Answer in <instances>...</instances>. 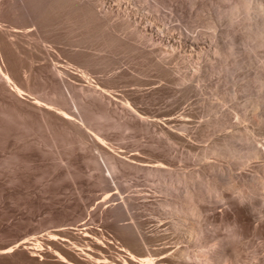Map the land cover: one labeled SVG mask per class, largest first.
<instances>
[{"label": "rangeland", "instance_id": "rangeland-1", "mask_svg": "<svg viewBox=\"0 0 264 264\" xmlns=\"http://www.w3.org/2000/svg\"><path fill=\"white\" fill-rule=\"evenodd\" d=\"M119 1V0H112V3H113V5H115L116 6V4H117V2ZM126 1V2H125ZM135 1V2H134ZM154 1V2H153ZM157 1V2H156ZM162 1V2H161ZM167 1H169V3L167 2ZM123 0V2H125V3H127V4H125V6H129L130 8L128 9V11L130 10L131 11V15L132 16H136V17H139V18H141L142 17V20H144L145 22H149L150 21V23H152V24H154V26L156 27V25H157V27H158V29H160L161 31H163L164 33H163V35H165V36H168V35H171V33L172 34H174V35H176L177 37H184L185 39H188L189 38V40H190V36H191V39H192V41H196L197 42V40H199V42H201V41H203V42H201V43H204V41H205V43H207L206 45H203V46H206V50L205 51H207V52H205V53H207V55L209 54V55H212V56H214V57H212V56H210L211 58H212V60H211V62H206V64H205V61H206V57L204 58V56H205V54H204V56H203V53L202 52H200L199 53V51L198 50H196V53L197 54H195V50H192L191 52H190V48H186V47H184V46H182V47H178L177 49L178 50H176V53L178 54V56H179V58H178V56H175L176 55V53H174V54H171L172 52H170V55H171V57H169V56H167L168 58L167 59H165V60H163L165 63H167V65L165 64V66H164V64H163V66L167 69V71L169 70V69H171L172 70V68H173V70L171 71L172 72V74H171V72H167V74H166V69L165 68H161V67H158L156 64V66L154 65V63L155 62H157V60L158 61H160V62H162V58H160V56H161V54H160V50H166V48H168L169 50H171L170 49V47H168V46H166V45H162L159 41H155V42H149L148 40V42H146V39L145 38H143L142 36H140L139 34V36L140 37H142V39L143 40H145V41H143L141 38H139V36L137 35V34H135V27L134 26H131V27H129V26H126L125 25V27H124V24H125V22H124V24L122 25L121 24V22L120 23H118L119 21H121V20H119V19H117V18H115L112 22H114V23H117L119 26H120V24L124 27H119L117 24V28L119 27V29L121 30V31H119V29H116L115 27H116V25L115 24H113L112 22H111V24H112V26L114 27V29H113V27H112V29L111 30H117V32L119 31V33H115L116 32V30L115 31H113L112 32V35H111V33H110V31L109 32H107L106 30H105V32H103L102 33V31H104V30H102V29H99L98 27V30H96L97 28H95V30L93 29L92 31H94V32H96L97 34H95V35H93V33L94 32H92V34L91 35H93V36H97L96 38H95V40L98 38V37H100L99 38V40L101 39V40H103V44L104 45H102V43L97 39L96 41L94 40V37H92V40H94V41H92L91 39H88V42H86V41H84L83 40V42H82V40H80V39H84V38H80L81 36H79L78 34V39L80 40V42H82V44L80 43H78L79 42V40L78 39H76L78 42H76V40L75 39H73V37L75 38V36L77 37V35L75 34V32L73 33V32H71V30H68L69 32H70V34H72V35H74L75 34V36H72V35H69V36H67L69 33L68 32H66L64 35V37H66L67 39H69V38H71V39H69V41L66 39V41H64V40H62V43L61 44H57V45H53V47L54 48H51L52 46V44L51 43H49V44H47L50 48H51V50L53 49H56V50H52L53 52H54V54L55 55H57V56H60L59 58H60V61H62L63 59L65 60V61H63L64 63H62L61 62V64H63V65H67V66H70L71 68H78V70H83V71H89L90 72V70L92 69L91 67L92 66H94V64H92V62L90 63V65H91V67H90V65H89V67L87 66V64H89L88 63V61L87 60H89V59H91V58H97L96 60H98V58H99V60L100 59H103V56H104V65H103V61H102V63L101 64H99L100 66H96L95 65V67H93V72H92V70H91V73H90V75H91V77H92V80H96L97 78H101V76L103 77V79L105 80V81H107V80H109L110 79V81H111V84H110V81H108L107 82V84H108V86H110V91L112 92V95H111V97H113V98H115V97H118V96H120V94L121 93H123V95H124V93L127 91V93H129V96H130V93H131V99H133V100H135L137 97V99H139V101L137 100V103L139 104V106L138 107H140L141 109L140 110H144V113L146 112V113H150L149 115L147 114V116H150V117H152V115H153V113L154 112H156L157 111V114L158 113H160V114H162V115H159V116H163V119H161V121L163 122L164 121V119H165V117H164V115H167V114H165L166 112L169 114L170 112H173V114L176 116V117H178V118H180L181 117V114H182V118H184V117H186V120L188 119V120H190L189 121V123L188 124H190V125H187L188 126V131H189V133L188 132H183V131H181V130H178L179 131V133L181 132V134H186L185 136H187V139H188V137H189V139L191 140H187V141H190V143H192L193 144V142H194V144L192 145V147L193 146H195L196 147V149H195V147H193V148H190V146H189V148H188V146H187V144H189V142H187V141H183V142H177L176 144H174V148H175V150H174V148H173V146H171L172 148H173V150H172V148L171 147H169L168 145V143H162L163 144V146H165V147H162L161 146V149H159V148H157V146L159 147L160 145H162V144H160L162 141H160L159 142V140H156V139H154L153 137H152V135L153 134H149V133H145V131H141L142 132V134H144V135H142L141 134V132H139V130H138V132L140 133V134H138L137 135V130H130V132L128 131H124L125 129H122V130H119V129H121L122 127H117V128H113L112 127V129H110L111 128V126L113 125V124H111V123H113V122H108V125L110 124L111 126H110V128H109V131L112 133H116L115 135H113V133L111 134V133H109V131L108 130H106L107 132H106V136L108 137L107 138V142L109 143V145L111 144V147H112V149L113 150H115L114 152H122L123 153V150L125 151L124 153H126V152H128L129 151V153H126V154H124V156L125 157H127V156H129V154L130 153H133V152H137V153H140L141 155H143L142 157L143 158H149V160H152V159H154V158H156L157 159V157H159V159H161V160H166V161H168L169 162V160H171V159H173V160H171L170 162L172 163V165H170V167L171 166H173V168H171L173 171L175 170V169H178V170H176L177 172H181L182 170L185 172V173H191V170L192 169H190V168H193V171L194 172H201L202 173V171H203V174H206V172H207V174H208V176L207 175H205V176H207V177H209V174H211V172H213L212 170H210V168H208V164H210L209 162H213V163H215L214 165H217L218 166V164L219 163H221V160L220 159H222V163L221 164H223V165H221V164H219L220 165V167L221 166H223L224 168L225 167H227V165L229 166V167H227V168H225V170L227 169V171H226V175H223V178H225L224 176H228L229 177V174H232L233 173V175H238V172L239 173H241L242 175L243 174H245L244 176L246 177L248 174V176L247 177H250V175L252 176V175H254L256 172H260L261 170H260V168H259V166H260V164L261 165H264V157H262L261 158V160L259 159H257V160H255V159H253L251 162L253 163H249L246 167L244 166H242V167H240L239 168V166L241 165V163L239 162L240 160L239 159H237L238 161H236V159L235 158H231V159H228V158H230V157H228V158H226V160H225V158H222V157H210V160H200V153L202 152V151H204L206 148H208L210 145H213L216 141H218V139H220L221 137H223L224 136V134L225 133H227L228 131H232V132H229V133H235L236 132V130H235V128L237 129V127L240 125V128H241V130H245V128H246V130H248V131H250V133L255 137V139L256 140H258V141H256L257 142V145L259 144V146H263L264 145V131H262L261 132V130H264V122L262 123V124H260V126H257L258 125V123H255V121L253 120L254 119V116L255 115H257V116H262V115H264V78L261 80V78L262 77H264V75L262 74V73H264V49L262 48V47H260L261 45H258L257 44V42H256V44L258 45H255V42L253 41V39H252V41L254 42V44H252V41H251V38H247V37H249V36H244L245 35V33H247V35H249V33L248 32H250V30H249V28H248V26H247V28H246V24L248 25V23L249 22H247V20H248V18H247V16H250L251 15V17L250 18H254L255 16L253 15V14H250L249 15V13H246V12H244V10H243V12L245 13H243L244 15H246V17H244V18H246L244 21L245 22H243V16L244 15H242V13L240 14V12H238L239 13V15L238 14H235L234 16H236V15H238V16H236L235 17V19H234V17H232L231 18V22H232V24L233 25H231V22H230V20H229V15H231V13H229L230 11H232V10H229V9H232V7H231V3L233 2L234 3V1L235 0H202V1H204V2H202L201 0H176V1H171V0ZM194 1H195V3H194ZM196 1H197V3L200 1V3L201 4H198V5H195V4H197L196 3ZM205 1H206V3H205ZM137 2H138V4H137ZM140 2V3H139ZM142 2H143V4H142ZM156 2V3H155ZM171 2V3H170ZM174 2V3H173ZM178 2H180V3H178ZM190 2V3H189ZM211 2H212V4H211ZM217 2V3H216ZM220 2H222V3H220ZM153 4V5H151V4ZM162 3V4H161ZM192 3V4H191ZM194 3V4H193ZM202 3L205 5V7H204V5H202ZM208 3V4H207ZM210 3V4H209ZM226 3V4H225ZM139 4H141V5H139ZM144 4H146V5H144ZM149 4V5H148ZM173 4V5H172ZM179 4V5H178ZM180 4H184V5H182V6H180ZM214 4V5H213ZM215 4H216V7H215ZM218 4V5H217ZM228 4V5H227ZM131 5H133V6H131ZM151 5V6H150ZM178 5V6H177ZM202 7H201V6ZM220 5H222V8H221V6ZM263 5H264V0H263ZM124 6V7H125ZM177 6V7H176ZM207 6H209V7H207ZM213 6V7H212ZM223 6H224V8H223ZM227 6V7H226ZM229 6L231 7V8H229ZM162 7V8H161ZM164 7H167V8H164ZM169 7V8H168ZM171 7H173L172 9H171ZM180 7V8H179ZM185 7V9H183ZM218 7L220 8V9H218ZM133 8V9H132ZM151 10H150V9ZM152 8H155V9H152ZM186 8H188L187 10H186ZM194 10H193V9ZM217 8V9H216ZM227 8V9H226ZM174 9H175V11H174ZM190 9H191V11H190ZM204 11H203V10ZM210 9V10H209ZM212 9V10H211ZM222 9V10H221ZM123 10H124V8H123ZM132 10H133V12H132ZM179 10V11H178ZM189 10V11H188ZM209 10V11H208ZM220 10V11H219ZM226 10V11H225ZM135 11V12H134ZM151 11V12H150ZM153 11V12H152ZM159 11H160V13H159ZM183 11V12H182ZM203 13H202V12ZM206 11V12H205ZM212 11V12H211ZM225 11V12H224ZM140 14H139V13ZM158 13V14H156V13ZM179 12V13H178ZM181 12V13H180ZM189 12V13H188ZM211 12V13H210ZM228 12V13H227ZM134 13V14H133ZM150 13V14H149ZM183 13V16L182 15H180V14H182ZM185 13V14H184ZM194 13V14H193ZM205 13V14H204ZM208 13V14H207ZM219 13V14H218ZM221 13V14H220ZM223 13V14H222ZM225 13H227V14H225ZM140 16H139V15ZM149 14V15H148ZM154 14H156V15H154ZM173 14H175L174 16H176V17H174L173 16ZM212 16H211V15ZM217 14H218V16H217ZM229 14V15H228ZM248 14V15H247ZM142 15V16H141ZM162 17H161V16ZM164 15V16H163ZM167 15V16H166ZM171 15V16H170ZM179 15V16H178ZM189 15H191V16H189ZM196 15V16H195ZM206 15V16H205ZM225 15H227V16H225ZM145 16V17H144ZM150 16V17H149ZM157 16H159V17H157ZM177 16H178V18H177ZM195 16V17H194ZM199 16V17H198ZM201 16V17H200ZM233 16V15H232ZM157 19H156V18ZM160 17H161V19H160ZM186 17V18H185ZM204 17H206V18H204ZM209 17V18H208ZM221 17V18H220ZM226 17V19H224V18ZM228 17V18H227ZM256 17H258V16H256ZM163 18H164V20H163ZM170 18H172V19H170ZM202 18V19H201ZM204 18V19H203ZM220 18V19H219ZM223 18V19H222ZM150 19V20H149ZM174 19V20H173ZM196 19V20H195ZM209 19V20H208ZM233 19V20H232ZM242 19V20H241ZM257 19V18H256ZM167 20V21H166ZM186 20H189L188 22H186L185 23V21ZM193 20H194V22L196 23H194L193 22ZM199 20V21H198ZM207 20V21H206ZM224 20V21H223ZM235 20V21H234ZM258 20H259V18H258ZM118 21V22H117ZM143 21V22H144ZM158 21V22H157ZM162 21V22H161ZM202 21V22H201ZM205 21V22H204ZM220 21V22H219ZM227 21V22H226ZM234 21V22H233ZM161 22V23H160ZM199 22H201L202 23V25L201 26H199L201 23H199ZM207 22V23H206ZM213 22V23H212ZM217 24H216V23ZM229 22V23H228ZM237 22V23H236ZM239 22V23H238ZM259 22H260V20H259ZM159 23V24H158ZM166 23H167V25H166ZM170 23L172 24V26L174 27H172L171 25H170ZM174 23V24H173ZM188 23V24H187ZM210 23H212V24H210ZM214 23H215V25H214ZM226 23V24H225ZM228 23V24H227ZM244 23H246L245 24V27L243 28V26H244ZM162 24V25H161ZM181 24V25H180ZM183 24V25H182ZM185 24V25H184ZM189 24H190V26L192 25V27L190 28L189 27ZM196 25V27H195V25ZM198 24V25H197ZM218 24H219V26H218ZM227 25V26H225V25ZM236 24H237V27H236ZM212 25H214V26H216V27H214V28H216V29H214L213 27L211 28V26ZM224 25V26H223ZM239 25V26H238ZM164 26V28H162ZM170 28H169V27ZM177 26V27H176ZM193 26L195 27V29L193 28ZM202 26H204V27H202ZM133 27H134V29H133ZM156 27V28H157ZM179 27V28H178ZM185 27H186V30H185ZM219 29H218V28ZM235 29H234V28ZM101 28H102V26H101ZM131 30V31H133L134 30V32H131L129 29ZM169 28V29H168ZM184 28V29H183ZM223 29V31H221L222 29ZM232 28V29H231ZM236 28H237V30H236ZM245 28L246 29H248V31H246L245 32ZM172 29V30H171ZM190 29V30H189ZM211 29V30H210ZM234 29V30H233ZM240 29V30H239ZM102 30V31H101ZM167 30V31H166ZM179 30V31H178ZM184 30V31H183ZM192 30V31H191ZM193 30H194V33H193ZM229 30H231V31H229ZM243 32H242V31ZM97 31H99V32H97ZM101 31V32H100ZM177 31V32H176ZM186 31V32H185ZM190 31V32H189ZM204 31V32H203ZM209 31V32H208ZM227 31H228V35H226V33H227ZM233 31V32H232ZM85 32H88V31H86L85 30ZM123 32V33H122ZM126 32V33H125ZM128 32H129V35H128V37L126 36V34H128ZM176 32V33H175ZM179 32H180V34H179ZM196 32V33H195ZM198 32V33H197ZM208 34V35H206V33ZM211 32V33H210ZM215 32V33H214ZM220 32V33H219ZM221 32H223V33H221ZM226 32V33H225ZM237 32V33H236ZM88 33H91V32H88ZM86 34V35H88V37L90 36V38H91V35H89V34ZM103 34V36H105V39H106V37L108 36L107 35V33H109L110 34V37L111 36H118L117 38H115V36L113 37V38H115V39H117V41H119L120 42V44H123L122 45V49H121V47L119 48V50H118V45H117V50H116V48L114 47V49H113V47H112V45L111 46H109V48H108V45L107 44H109L108 42H110L111 43V41H112V43H114L113 44V46H115V44H117V42L115 43V42H113V41H115V39H113V40H111L112 39V37H111V39H109L110 41H108V42H105L104 43V40L105 39H103L102 38V35L101 34ZM115 33V34H114ZM169 33V34H168ZM183 33V35H181ZM192 35H191V34ZM204 33V34H203ZM230 33H231V35H230ZM236 33V34H235ZM84 34V33H83ZM82 34V35H83ZM84 34V35H85ZM104 34H106V35H104ZM114 34V35H113ZM125 34V35H124ZM134 34V37H135V35H136V37L134 38V37H130L129 38V36H132V35ZM197 34V35H196ZM202 34V35H201ZM211 35V37L212 36H214V34H215V37H216V43L214 42L213 43V40H212V38L211 37H209L210 35ZM225 34V35H224ZM235 34V35H234ZM237 34H239V37H237L238 35ZM241 34V35H240ZM84 35L82 36V37H84ZM85 35V36H86ZM100 35V36H99ZM180 35V36H179ZM193 35H195V36H193ZM206 35V36H205ZM222 35V36H221ZM243 35V36H242ZM122 38L121 40L122 41H120V37ZM187 36H188V38H187ZM197 36V37H196ZM205 36V37H204ZM224 36V37H223ZM236 36V37H235ZM87 37V36H86ZM86 37H85V39H86ZM87 37V38H88ZM109 37V36H108ZM125 37V38H124ZM201 37V38H200ZM204 37V38H203ZM242 37V38H241ZM133 38V39H132ZM183 38V39H184ZM193 38H196V40L195 39H193ZM197 38H200V39H197ZM203 38V39H202ZM211 39V42L212 43H210V39ZM222 38V39H221ZM227 38V39H226ZM234 38V39H233ZM241 38V39H240ZM64 39V38H63ZM128 39V40H127ZM136 41H135V40ZM138 39V40H137ZM202 39V40H201ZM206 39V40H205ZM218 39V40H217ZM240 39V40H239ZM70 40H71V43L73 42L74 44H75V46H73V45H71V43H70ZM90 40V41H89ZM106 40H108V39H106ZM123 40H125V43H123L124 41ZM132 40H134V41H132ZM142 40V41H141ZM233 40V41H232ZM247 40H248V43H247ZM250 40V41H249ZM75 41V42H74ZM97 41H99V43L97 42ZM128 41V42H127ZM207 41V42H206ZM218 41H219V43H218ZM238 41H240V42H238ZM69 42V43H68ZM87 44V46L90 48H88L87 46H86V44ZM91 42H92V44H91ZM119 42H118V44H119ZM126 42H127V44H129L132 48H130L129 46H127L126 45ZM136 42V43H135ZM138 42V43H137ZM143 42H145V43H142ZM156 42H158V43H156ZM237 42V43H236ZM242 42V43H241ZM244 42V43H243ZM72 43V44H73ZM76 43H78L80 46H77L76 45ZM96 43H98V44H96ZM134 43V44H133ZM153 43H155V44H153ZM209 43V44H208ZM65 44V45H64ZM68 44V45H67ZM85 44V45H84ZM95 44H96V47H93V46H95ZM102 46H101V45ZM119 44V45H120ZM124 44H125V46H127L125 49H124ZM140 44V45H139ZM145 44H146V46H145ZM148 44H149V47H148ZM159 44V45H158ZM162 46H161V45ZM216 44H219L218 46V48H216V49H218L219 50V48H220V53L218 54V51H216V49H215V47H217L216 46ZM230 44H232L233 46V50H232V52H234V53H231V51H230V49H232L230 46ZM241 44V45H240ZM59 45V46H58ZM84 45V46H83ZM91 45V46H90ZM110 45V44H109ZM134 47H133V46ZM137 45V46H136ZM153 45V46H152ZM158 45V46H157ZM245 45V46H244ZM252 45H254V46H252ZM70 46H72V47H70ZM77 46V47H76ZM86 46V47H85ZM97 46H98V48H97ZM100 46V47H99ZM107 48H106V47ZM143 48H142V47ZM166 46V48H164ZM209 46V47H208ZM221 46V47H220ZM227 46V47H226ZM234 46H236V47H234ZM60 47V48H59ZM65 47H67V48H65ZM83 47H84V49L85 50H83ZM104 47L106 48V49H104ZM130 49H129V48ZM137 47V49L139 48V50H136L135 48ZM154 49H153V48ZM161 47V48H160ZM257 47H260L259 49L257 48ZM58 48V49H57ZM71 48V49H70ZM75 48V49H74ZM91 48H95V50L94 49H92L91 50ZM100 48H101V50H103V51H101L100 50ZM128 48V49H127ZM143 49V51H141V49ZM150 48V49H149ZM152 48V49H151ZM155 48H156V50H155ZM223 50H222V49ZM244 48H245V52L243 51L244 50ZM256 48V49H255ZM63 49V50H62ZM78 49V50H77ZM111 49H113V50H111ZM121 49V50H120ZM145 49L147 50L146 52H147V54L148 53H150L151 55H152V53H151V51L152 50H154V51H152L154 54H153V56H152V59H153V57H155V58H157V60L155 59L154 60V62H153V64H152V61H151V63H150V59H149V57L147 58H144L143 59V54H146V52H145ZM158 49V50H157ZM181 49V50H180ZM190 49V50H189ZM212 49V50H211ZM238 51H237V50ZM258 49V50H257ZM58 50H59V53H58ZM63 52H62V51ZM80 51V52H82V54L84 53V55H82L80 52H77V51ZM98 52H97V51ZM111 52H110V51ZM129 50V51H128ZM131 50V51H130ZM183 50V51H182ZM215 50V51H214ZM260 50V51H259ZM60 51H61V53H60ZM68 51V52H67ZM73 51H76V55H74V56H72L71 55V53H73ZM84 51V52H83ZM90 52V54H89V52ZM100 51V52H99ZM105 51H107V54L105 53ZM113 51H116V52H118V54L116 53V55H118V56H116L115 55V52H113ZM127 53H129L130 54V52H132V54H127ZM141 51V53H139V52ZM156 51V52H155ZM159 51V52H158ZM179 51H181V53L179 52ZM222 51H223V54H222ZM227 51H228V53H227ZM255 51V52H254ZM56 52V53H55ZM66 54H65V53ZM86 52H87V54H86ZM92 52V53H91ZM113 52V53H112ZM120 52V53H119ZM124 52V53H123ZM134 52V53H133ZM216 52V53H215ZM79 53V54H78ZM101 53V54H100ZM105 53V54H104ZM109 53H110V55H109ZM121 53H123V54H121ZM137 53H139V54H137ZM158 53V54H157ZM195 54V57L194 58H192L194 61L193 62H203L202 64L204 65H202V67L204 68V69H202V74L204 75L203 76V78H201V80H199V79H196L195 81H189V82H187V85H185L186 84V82H184V81H181V78H180V76H183L182 74H184V72L185 71H187L188 70V68H187V70H186V68H185V66H188V63H187V59H189V57H192L194 54ZM214 55H213V54ZM239 53V54H238ZM243 53H246V54H243ZM258 53V54H257ZM261 53V54H260ZM263 53V54H262ZM59 54H61V55H59ZM63 54V55H62ZM73 54H75V52L73 53ZM94 54H95V56H94ZM99 54V55H98ZM112 54V55H111ZM120 54V55H119ZM133 54H137V56H135V55H133ZM145 55V56H151L150 54H148V55ZM180 54V55H179ZM181 54H183V55H181ZM193 54V55H192ZM236 56H235V55ZM241 54V55H240ZM248 54V55H247ZM256 54V55H255ZM65 55V56H64ZM67 55H69L68 57H66ZM79 55V56H78ZM90 56L91 58H88V56ZM92 55V56H91ZM97 55V56H96ZM108 55V56H107ZM123 55V56H122ZM142 55V56H141ZM160 55V56H159ZM191 55V56H190ZM197 55V56H196ZM229 55V56H228ZM81 56H84V59H83V57H81ZM88 58H86V57ZM101 58H100V57ZM110 56V57H109ZM126 56V57H125ZM127 56H130V57H127ZM133 56H134V58H133ZM140 56V57H139ZM183 56V57H182ZM186 56V58L185 59H183L184 57ZM199 56V57H198ZM224 56V57H223ZM238 56V57H237ZM254 56H256V57H254ZM261 56V59L259 58ZM76 57V58H75ZM79 57V58H78ZM112 57V58H111ZM132 57V58H131ZM135 57H136V59L137 60H139V62L137 61V60H135ZM158 57H159V59H158ZM162 57V56H161ZM173 57V58H172ZM174 57H176V58H174ZM200 57H202V58H200ZM246 57H248V60L246 59ZM263 57V58H262ZM94 58H93V60H94ZM125 58V59H124ZM126 58H128L127 60H126ZM139 58V59H138ZM164 58H166V57H164ZM163 58V59H164ZM183 60H182V59ZM221 58V59H220ZM226 58V59H225ZM228 58V59H227ZM230 58V59H229ZM241 58H243L244 60H245V62H244V60L243 59H241ZM254 58H256V59H254ZM73 59V60H72ZM77 59H83V60H81V61H85L84 63L86 64V66L89 68V70H87L88 68H86V69H84V66L85 65H83V64H81V61L80 60H78L79 62H80V65L78 66V61H77ZM111 59H113V60H111ZM132 59V60H131ZM133 59L135 60V61H133ZM147 59H149V60H147ZM161 59V60H160ZM170 59V60H169ZM172 59H175V60H173L172 61ZM204 59V60H203ZM220 59V60H219ZM223 59V60H222ZM241 59V60H240ZM259 59V60H258ZM67 60V61H66ZM98 60V61H99ZM107 60H108V62H107ZM110 60V61H109ZM144 61V63H142L143 61ZM182 60V61H181ZM202 60V61H201ZM215 60H216V62H215ZM222 60V61H221ZM236 60V61H235ZM242 61V62H240V61ZM256 60V61H255ZM258 60V61H257ZM71 61V62H70ZM86 61H87V63H86ZM95 61V60H94ZM118 61V62H117ZM128 61H130V64L132 63V61L134 62V64L132 63V65L130 66V64H128L129 62ZM137 61V62H136ZM141 61V62H140ZM167 61V62H166ZM176 61V64L174 63ZM186 61V62H185ZM221 62L220 64H218L219 62ZM26 61H24V63H25ZM70 62V63H69ZM77 62V63H76ZM96 62L97 61H95V64H96ZM101 62V61H100ZM99 62V63H100ZM116 62L118 63L117 64V66H116ZM128 62V63H127ZM146 62H147V64H146ZM159 62V63H160ZM163 62V63H164ZM169 62V63H168ZM183 62V63H182ZM184 62H185V64H184ZM214 62V63H213ZM230 62V63H229ZM238 62V63H237ZM253 62V63H252ZM27 63V62H26ZM42 63V62H41ZM66 63V64H65ZM76 63V64H75ZM98 63V62H97ZM109 65V67H108V65ZM113 63V64H112ZM115 63V64H114ZM124 63V64H123ZM136 63H138L140 66H138V64H136ZM172 63V64H171ZM215 63L217 64V65H215ZM235 63H237V64H235ZM258 63V64H257ZM40 63H38L37 64V62H36V66L38 67V65H39ZM106 64V65H105ZM149 64H151V65H149ZM174 64V65H173ZM180 64V66H178ZM184 64V65H183ZM212 64V66H210ZM222 64V65H221ZM224 64V65H223ZM226 64V65H225ZM229 64H232V66L231 65H229ZM249 64V65H248ZM115 65V66H114ZM119 65V66H118ZM158 69H156V68H154L156 71H154V69H153V67L154 66ZM171 65V66H170ZM182 65V66H181ZM208 65V66H207ZM215 65V66H214ZM219 65V67H217ZM236 65V66H235ZM248 66V67H246V66ZM260 65V66H259ZM23 66H24V64H23ZM26 66H28L29 67V64L27 65H25L24 67H25V71H29V69L28 70H26L27 69V67ZM110 66H112V68L110 67ZM114 66V67H113ZM123 66V67H122ZM128 66H129V68H128ZM144 66V67H143ZM149 66H151V68L149 67ZM167 66V67H166ZM174 66V67H173ZM223 66V67H222ZM225 66V67H224ZM35 67V66H34ZM36 67V68H37ZM100 67H103V68H100ZM131 67V68H130ZM136 68V69H134V71H133V68ZM138 67H140V68H138ZM141 67H143V68H145V69H143V68H141ZM206 67H207V72H206ZM214 67V68H213ZM217 67V68H216ZM236 67V68H235ZM258 67H259V69L260 70H258ZM97 68V69H96ZM108 68V69H107ZM110 68V69H109ZM117 68V69H116ZM146 68L147 69H149L150 68V70L153 72H151V74H150V71L149 70H146ZM159 68H160V70H159ZM169 68V69H168ZM175 68V69H174ZM176 68H177V70H176ZM180 68V69H179ZM210 70H209V69ZM212 68V69H211ZM242 68H243V71H242ZM245 68H246V71H245ZM248 68V69H247ZM256 68V69H255ZM97 71H96V70ZM102 69V70H101ZM113 69V70H112ZM120 69V70H119ZM130 69V70H129ZM132 69V70H131ZM164 69V71H165V73H164V71H162ZM219 69V70H218ZM223 69H226V70H223ZM107 70V71H106ZM115 70V71H114ZM118 70V71H117ZM121 70H123L122 71V73L124 72V73H128V72H130V74L131 73H133V74H131V75H133V76H131V77H138L139 79H136V78H134V80H136V82H138V84H137V86H135L136 85V82L134 81L133 83L135 84H131L132 85V87L129 85L130 84V80L128 79V74H127V77H125V79H126V82H127V84H125V85H127V88H125L126 86L124 85V87H122L123 86V84H124V81H122L123 82V84L122 83H120L119 85H117L118 83H116L115 84V81L117 80L116 78H118L117 77V73H119L118 74V76H120V71ZM129 70V71H128ZM208 70H209V72H208ZM230 70V71H229ZM235 70V71H234ZM254 70V71H253ZM114 71V72H113ZM125 71H128V72H125ZM138 73H136V72ZM139 71V72H138ZM140 71H143V72H141V76H140ZM146 71V72H145ZM160 71V72H159ZM176 71V72H175ZM206 73H205V72ZM213 72V76H212V72ZM216 71V74H218V75H216L214 72ZM238 73H237V72ZM260 71V72H259ZM97 72V73H96ZM100 74H99V73ZM105 72V73H104ZM145 72V73H144ZM205 74H204V73ZM211 72V73H210ZM234 72V73H233ZM240 72V73H239ZM242 72V73H241ZM255 74H254V73ZM93 73V74H92ZM95 73V74H94ZM116 73V74H115ZM156 73V74H155ZM159 73V74H158ZM162 73V74H161ZM178 73H180V75L178 74ZM228 73V74H227ZM245 73V74H244ZM248 73V74H247ZM254 74V77L252 76L253 74ZM260 73V74H259ZM134 74H135V76H134ZM144 74H145V76H144ZM147 74H149V75H147ZM201 74V75H202ZM208 74V75H207ZM222 74H224V75H222ZM230 74V75H229ZM241 74V75H240ZM242 74H243V76H242ZM93 75V76H92ZM98 75V76H97ZM112 75H114V76H116V77H114V76H112L113 78H111V76ZM153 75V76H152ZM155 75V76H154ZM167 75V76H166ZM177 75V76H176ZM214 75H216V76H214ZM227 75V76H226ZM235 75V76H234ZM238 75V76H237ZM246 75V76H245ZM257 75V76H256ZM140 76V77H139ZM143 76V77H142ZM147 76V77H146ZM150 76V77H149ZM162 76H166L165 78L163 77L162 78ZM168 76H170V77H168ZM173 76V77H172ZM176 76V77H175ZM211 76V77H210ZM219 76V77H218ZM236 76H237V78H236ZM248 76H250V77H248ZM262 76V77H261ZM95 77V78H94ZM109 77V79H106V78H108ZM149 77V78H148ZM153 79H152V78ZM172 77V78H171ZM214 77H215V79H214ZM224 77V78H223ZM232 77V78H231ZM244 77V78H243ZM246 77H248V79H250V80H248ZM257 77H258V79H257ZM120 78V77H119ZM146 78V79H145ZM148 78V79H147ZM217 78V79H216ZM220 78V79H219ZM251 78H253V79H251ZM113 79H115V80H113ZM150 79V80H149ZM152 79V80H151ZM157 79V80H156ZM169 79H170V81H169ZM173 79H176V80H173ZM211 79V80H210ZM231 79V80H230ZM244 79V80H243ZM113 80V81H112ZM129 80V81H128ZM131 80V81H132ZM137 80H139V81H137ZM141 80V81H140ZM144 80V81H143ZM149 80V81H148ZM156 80V81H155ZM180 80V82H182V83H180L179 84V81ZM216 80V81H215ZM38 79L36 80V86H37V88L39 87V88H41L42 89V91H43V89L45 88V92H42V93H40V95H42V94H45L46 93V91L47 92H49V88L46 86V85H44V82L42 83L45 87H41L40 86V83H39V85H37L38 84ZM39 81H40V79H39ZM148 83V82H152L151 84H154V81H155V83L157 84L156 86H161V92H157L156 93V95H154L153 97L154 98H152V96L150 95V97H151V102H150V97H147V95H149V94H147L144 98H142V97H140L141 95L143 96V94H146V93H144V90L146 89L147 90V88H149V85L146 83V82ZM157 81H159L158 83H157ZM162 81V82H161ZM164 81V82H163ZM167 81H169V82H167ZM202 83H201V82ZM207 81H209V82H207ZM212 81V82H211ZM221 81V82H220ZM253 81V82H252ZM128 82H129V84H128ZM139 82H142V84H143V82H144V84H146V87H145V85L143 84H140ZM178 82V83H177ZM183 82L185 83L184 85H182L183 84ZM219 82L222 84H219ZM228 82H229V84H228ZM234 82V83H233ZM242 82V83H241ZM258 82V83H257ZM132 83V82H131ZM163 83V84H162ZM169 83V84H168ZM174 83H177V84H174ZM240 83V85H238ZM257 83V84H256ZM41 84V85H42ZM46 84V83H45ZM112 84H114L113 86H114V88H113V86H112ZM140 84V86H138ZM160 84V85H159ZM190 84V85H189ZM203 84V85H202ZM211 84V85H210ZM218 84V85H217ZM232 84H234V85H232ZM236 84V85H235ZM244 84V85H243ZM48 85V84H47ZM50 85V84H49ZM48 85V86H49ZM122 85V86H121ZM128 85H129V87H128ZM163 85V86H162ZM169 85H170V88H169ZM173 85V86H172ZM179 85V87H177ZM183 87H182V86ZM195 85V86H194ZM198 85V86H197ZM208 87H207V86ZM212 85H214V86H212ZM216 85V86H215ZM231 85L232 86H234V87H231ZM254 85V86H253ZM117 86H119V87H117ZM141 86H143V88L141 87ZM148 86V87H147ZM194 87V88H196V89H192V88H190V87ZM218 86V87H217ZM244 86H246V87H244ZM249 86V87H248ZM251 86V87H250ZM257 86V87H256ZM131 87V88H130ZM141 88L142 90H143V94H142V91H140V96L138 95L139 93H137L136 91L138 90V88ZM166 87V88H165ZM185 87V88H184ZM201 87V88H200ZM224 87V88H223ZM253 87V88H252ZM262 87V88H261ZM134 88H137V90H135ZM145 88V89H144ZM176 88V89H175ZM199 88V89H198ZM206 88H207V90H206ZM210 88H212V90L210 89ZM234 88V89H233ZM249 88V89H248ZM46 89H48V90H46ZM112 89V90H111ZM115 89V90H114ZM118 89V90H117ZM119 89H121V90H119ZM130 89V90H129ZM133 89V90H132ZM167 91H165V90ZM171 91H170V90ZM183 89V90H182ZM190 89H192V92H191V90ZM210 89V90H209ZM214 89H215V91H214ZM219 89V90H218ZM236 89V90H235ZM238 89V90H237ZM247 89H248V91H247ZM263 89V90H262ZM124 90H126L125 92H122V91H124ZM140 90V89H139ZM138 90V91H139ZM145 90V92H147ZM176 90V91H175ZM179 90H180V93H179ZM186 90V91H185ZM195 90H196V93H193V91L195 92ZM217 90V91H216ZM227 90V91H226ZM229 90V91H228ZM261 90H262V92H261ZM121 91V92H120ZM129 91V92H128ZM173 91V92H172ZM184 91V92H183ZM200 93H199V92ZM209 91V92H208ZM218 91H221V92H219V93H217ZM222 91H223V93H222ZM234 91H238L237 93L236 92H234ZM257 91H258V93H257ZM41 92V91H40ZM115 92V93H114ZM164 92L167 94V95H169V96H166V94L164 95ZM177 94H176V93ZM184 93V96H182L183 95V93ZM189 92H190V94H189ZM242 94H241V93ZM248 92V93H247ZM251 92V93H250ZM119 93V94H118ZM173 93V94H172ZM205 93H206V96H205ZM215 93H216V96H215ZM247 93V94H246ZM113 94H114V96H113ZM158 94V95H157ZM161 94H163V95H161ZM176 94V95H175ZM185 94H187L186 95V97H185ZM196 94V95H195ZM198 94V95H197ZM201 94V95H200ZM203 94H204V96H203ZM209 94V95H208ZM221 96H220V95ZM240 94V95H239ZM245 94V95H244ZM253 94H256V95H254V97H253ZM122 94H121V96H123ZM128 94H126L125 93V96H127ZM134 95H136L137 97L134 99ZM173 95V96H172ZM189 95V96H188ZM222 95H224V96H222ZM228 95V96H227ZM258 95V96H257ZM42 96H44V95H42ZM129 96H127V97H129ZM155 96H157V97H155ZM160 96V97H159ZM166 96V97H165ZM176 96V97H175ZM200 96V97H199ZM227 96V97H226ZM234 96H235V98H234ZM241 96V97H240ZM248 96H249V98H248ZM252 98H251V97ZM45 97V96H44ZM140 97V98H139ZM146 97H147V101L146 102H150L151 104H152V106L150 105V103L149 104H147L146 102H145V99H146ZM165 99H164V98ZM169 97V98H168ZM190 97V98H189ZM196 97H198V98H196ZM211 97V98H210ZM213 97H216L215 98V100H214V98ZM225 98V100H223L224 98ZM236 97H238V98H236ZM259 97H262V98H259ZM130 98V97H129ZM148 98H149V100H148ZM156 98V99H155ZM162 99V100H160L159 101V99ZM172 98V99H171ZM176 98V99H175ZM180 98H182V100L180 99ZM206 98H208V99H206ZM226 98H227V100H226ZM231 98V99H230ZM141 99V100H140ZM142 99H144V100H142ZM154 99V100H153ZM169 99V100H168ZM173 100V101H171V100ZM181 102H179L178 100ZM185 99H187V102H186V100ZM198 99H200V100H198ZM213 99V100H212ZM220 99H222V101L220 100ZM233 99V100H232ZM235 99V100H234ZM244 99H245V101H244ZM253 99H254V101H253ZM263 99V100H262ZM135 100V101H136ZM158 100V101H157ZM175 100H176V102H175ZM185 100V101H184ZM188 100H190V101H188ZM198 100V101H197ZM211 100V101H210ZM219 101L220 100V102H216V101ZM241 100V101H240ZM249 100V101H248ZM252 100V101H251ZM260 100H261V102H260ZM140 101H141V103H140ZM142 101H144V105H142ZM155 101V102H154ZM158 103H157V102ZM168 101V102H167ZM179 103H178V102ZM183 101V102H182ZM195 103H194V102ZM197 101V102H196ZM200 101V102H199ZM202 101V102H201ZM205 101H207V102H205ZM215 102V103H213V102ZM223 101H225V102H223ZM237 101H239V102H237ZM243 101V104L241 103ZM257 101V102H256ZM160 102H162L163 104H161L160 105ZM165 102V103H164ZM174 102V104H172ZM185 102V104H182V103H184ZM227 102H229L228 104H227ZM233 102V103H232ZM247 102V103H246ZM252 102H253V104H252ZM155 103H156V105H155ZM170 103H171V105H170ZM193 103V104H192ZM204 103V104H203ZM207 103V104H206ZM209 103V104H208ZM217 103V104H216ZM238 103H239V105H238ZM262 103V104H261ZM147 104V105H146ZM154 104V105H153ZM169 104V105H168ZM180 104H182V105H180ZM197 104V105H196ZM211 104V105H210ZM221 104V105H220ZM225 104V105H224ZM233 104H236V106L235 105H233ZM257 104V105H256ZM261 106H260V105ZM158 105V106H157ZM160 105V106H159ZM210 105V106H209ZM214 107H213V106ZM241 105V106H240ZM252 105H254V106H252ZM167 106V107H166ZM180 108H179V107ZM210 108H209V107ZM219 106H221L222 108H220ZM225 106V107H224ZM234 108H233V107ZM259 106V107H258ZM142 107H143V109H142ZM148 107V108H147ZM170 107V108H169ZM172 107V108H171ZM178 107V108H177ZM190 107V108H189ZM204 107V108H203ZM224 107V108H223ZM232 107V108H231ZM245 107V108H244ZM251 107V108H250ZM175 108L176 109H178V111L177 110H175ZM186 108V109H185ZM195 108V109H194ZM198 108V109H197ZM216 109V110H214V109ZM219 108L221 109V110H219ZM230 108V109H229ZM235 108H237V109H235ZM259 109V111L257 110L256 111V109ZM261 108H262V110H261ZM145 109H146V111H145ZM152 109H156L155 111L154 110H152ZM161 109H164V110H161ZM212 109V110H211ZM228 109V110H227ZM241 109V110H240ZM247 109V110H246ZM147 110L149 111V112H147ZM172 110V111H171ZM179 110H180V112H179ZM206 110V111H205ZM209 110V111H208ZM239 110H240V112H239ZM249 110V111H248ZM254 112H253V111ZM169 111V112H168ZM176 111V112H175ZM186 111V112H185ZM189 111L191 112V113H189ZM203 111V112H202ZM216 111V112H215ZM222 111H223V113H224V116H223V113H222ZM231 111V112H230ZM238 111V112H237ZM256 111V112H255ZM162 112H164V114L162 113ZM197 112V113H196ZM207 112H209V113H207ZM230 112V113H229ZM245 112V113H244ZM188 113H189V115H188ZM215 113V114H214ZM233 113V114H232ZM239 113H240V115H239ZM243 113V114H242ZM251 113V115H249ZM152 114V115H151ZM157 114L156 113H154V115L153 116H157ZM199 114H200V116H199ZM205 114H206V116H205ZM237 114V115H236ZM247 114V115H246ZM259 114V115H258ZM186 115V116H185ZM188 115V116H187ZM209 115V116H208ZM217 115V116H216ZM221 115V116H220ZM232 115V116H231ZM239 115V116H238ZM242 115H244V118H243V116ZM252 115H254V116H252ZM190 116V117H189ZM202 116V117H201ZM204 116V117H203ZM215 116V117H214ZM220 116V117H219ZM226 116V118H229V119H232L233 118V121L232 122H230V124L231 125H229V124H225V126L224 125H222V126H219L220 124L218 123V121L220 120V119H222L223 117H225ZM238 116V117H237ZM249 116H250V118H249ZM118 117V115L116 116V118ZM234 117H235V119H234ZM115 118V119H116ZM199 118V120H196V119H198ZM201 118V119H200ZM248 118V119H247ZM252 118V120H250ZM0 119H1V117H0ZM114 119V120H115ZM213 119V120H212ZM217 119V121H215L214 122V120H216ZM263 119H264V117H263ZM14 120H15V118H14ZM207 122H206V121ZM211 120V121H210ZM244 120H245V122H244ZM1 121H3V119L1 120ZM0 121V122H1ZM5 121V120H4ZM117 121V120H116ZM242 121V122H241ZM252 121V122H251ZM254 121V122H253ZM6 122V125H7V121H5ZM5 122H3V123H5ZM11 122H13V121H11ZM10 122V123H11ZM194 122H196V124L194 123ZM201 123V124H199V123ZM210 122H212V123H210ZM248 122V123H247ZM10 123H8V124H10ZM14 123H15V121H14ZM165 123V121L163 122V124ZM193 123V124H192ZM204 123V124H203ZM207 123V124H206ZM216 123H217V125H216ZM233 123V124H232ZM234 123H236V124H234ZM246 123V124H245ZM252 123V124H251ZM34 124V123H33ZM35 124H37L36 122H35ZM34 124V125H35ZM203 124V125H202ZM241 124H243L242 126H241ZM245 124V125H244ZM248 124V126H246ZM250 124V125H249ZM256 124V125H255ZM3 125L4 124H2L1 126L3 127ZM12 125H14V124H12ZM11 124L8 126V128L10 127V129H8L7 130V127L5 126V128H6V130H5V128H2L1 127V129L2 130H0V132H3V133H0V145H1V147H0V154H1V158H2V161H0V166L1 165H3V164H1V163H4V160H5V163H4V165L3 166H1L0 167V264H62V262H61V260L57 257V253H61V255H63V256H65V258L67 259L68 258V260L70 261V259H69V256H70V258H71V263H73V264H77V263H79V261H81V259H85L86 257H84V255H82L79 251H75L74 250V248H73V245H72V243H74L75 242V244L77 243V245H80L79 247L80 248H83V249H86L87 247L89 248L90 247V244L91 245H94V240H92V239H87V238H85L84 240H83V238L84 237H81L82 235H81V233L83 232V229L84 228H89L90 230L89 231H91V229L93 230V231H91L92 232V234L94 233V234H96V237L99 239L98 241L99 242H101V243H104L103 244V246L105 245V250L107 251V249L109 250L108 252L109 253H107L105 250H104V256H103V254H101V256H99L100 257V260L102 261V262H100L101 264H106L105 262L103 263V261H104V259H103V257H105V258H108V262H111L112 260H117L116 258H118V255L120 256L118 259H119V261L121 260L122 261V259H123V261L126 259V254L125 253H123V252H118L119 250H120V248L122 247V246H125V243H127L128 241L126 240L125 241V236L124 235H121L120 233H121V230L119 229V231H120V233H118L119 231H118V229H117V227L119 226V228H121L122 229V225L123 224H132V223H134V224H138L139 226H140V228H141V230H142V232H144L143 230H145L146 232H152L151 234L150 233H147L148 234V236H149V238L150 237H152L153 236V241H156V242H152V245L153 246H150V247H152L151 249H158V248H160V246L159 245H161V247H164L163 246V244L165 245V247L166 248H172V249H170V250H172V251H174L175 249H177V248H181V249H189L190 248V250L192 249V248H195V247H197L196 245H197V243L195 244L194 242H197L198 240H200L199 242L201 243H199V247H201V248H203L202 250H203V252H205V251H207V250H209L210 251V249H212L211 247H210V245H209V243H213L214 244V242L213 241H216V237L218 238L217 239V243H218V241L219 242H221V241H223V243L221 242V245L220 244H218L219 245V247L217 246V244H216V242H215V244L214 245H212V246H214L213 247V249L214 248H223V249H225V250H227L228 252H229V249H232V251L233 250H238L237 252H238V256L237 257H239L240 256V258H239V263L240 264H249L250 263V261H251V264H262L263 262V259L264 258H262L261 257V255H264V236L262 235V234H264V222H261L262 221V219H261V221H260V218H259V220H257L258 218V216L260 215H262V216H264V204H260L261 203V196L260 195H262V193H263V191H262V193L261 194H259L258 192H257V198H254V200L253 199H249V197H248V199L247 200H250L251 202L252 201H254V202H252V204H251V202L250 201H247V202H249V205H247L248 203H246L245 202V205H243L242 207H241V203L240 204H236L237 202H238V200L239 199H241L240 198V196H234V194L235 193H237V192H235V191H231V192H229V196L231 195V197L229 198V196L227 197V194L225 195V193H224V190H223V194H224V201L222 200V199H220L219 197H216V200L214 201V200H212V199H210V198H213V199H215L214 197L215 196H211V197H209V199H208V202H207V204L206 205H203V206H208V204H211L210 202H212L213 201V203H215L214 204V206H212L213 205V203H212V205L210 206L211 208L212 207H215V208H212V210H211V208L210 207H204L206 210H205V212H204V220L202 219V220H200L199 221V219H197L196 220V218H192V220L194 219L195 221H196V223L197 222H200L199 223V225L200 224H202L201 226H203V228L206 230H204L203 228V231H204V233H206V234H203V236L205 235L206 236V238H205V236H204V238L205 239H203V240H206L205 241V243H203V242H201V241H203L202 240V238H203V236H202V238H198V240L196 239L197 237H193L192 236V238L191 237H189L190 236V234H189V232H187L186 233V231H188V230H185V229H189V227L191 226V224H194L195 223V221L193 220H191V218H188L187 216H189V215H186V214H184L183 213V215H182V213L181 212H179V213H181V214H177L178 212H176V211H172V208H168L170 211H169V213H171V214H168V209L166 208V212L164 211V210H162V208L161 207H159L158 206V204H159V202H161V201H164L165 199H167V200H169V202L171 201L172 202V197L175 195L176 196V198H175V196L173 197V201L175 202L176 200H181V202H183V199H180V197L181 198H184V200H185V193L183 192V191H180V190H182L183 189V186H180V187H178V186H176L175 188H177L178 187V189L179 188H182V189H180L179 191H176L177 193H179V194H177L176 192H172V191H175V190H177V189H175V190H173V189H171L169 192L171 193H169L168 191V195H167V192H166V190L164 191L163 190V185L161 186V182H160V184H159V180L158 179H154L153 177H151L150 178V176H148L147 174H145V173H143V172H141V171H135L134 169H133V171L131 170V169H126L125 170V172L123 173L122 172V174H120V175H118V177L115 175V177H117L116 178V181L120 184V187H119V190H120V192L121 191H123L122 189H124L125 190V188H122V186L124 187V185L125 184H127V187L130 185L131 186V189H130V186L127 188L128 190H129V192H133L134 194H132V195H134V198H135V196L137 197V201L140 203L136 208H134V209H132L131 211L132 212H130V216L129 217H132V216H134V217H132V218H129L128 216H126V217H122V219L120 220L119 219V223L116 221V222H110V220H108V223H105L104 222V219L106 220L107 219V217L105 216V218H104V215H102V214H105V213H103V211H102V209L100 210L99 209V206H95V205H97V203H99L100 201H102L103 199H104V195H101V194H105L104 192H105V190H106V188H105V190L103 189V187L105 186V185H102L101 184V188H99L100 187V182H101V179H99V178H97V177H100L99 176V174L97 173L98 172V170H94V168H95V166L94 165H92L93 163H91V161L89 162V164H88V160H89V158H91L90 157V155L92 154V152H91V150H90V148H89V150H88V147L87 148H85L84 146H82L81 144H78L79 142L77 141V144L78 145H76L75 143L76 142H73V138H72V140H71V138H70V140L68 141L67 140V142H65L64 144L66 145H64L63 144V142L66 140L65 138H64V136H63V138L61 137V138H59L60 140L61 139H65L64 141H62V144H61V142L60 141H58L59 139H57V142L55 141V139H53V138H51L52 137V134H49L50 136H47L48 135V133H50V132H46L45 133V131L46 130H44V129H41V128H43V127H38V124L36 125V126H34V125H32L31 127L33 128V127H38L39 129H41V130H44V131H41V130H39L38 128V131H36L37 129L35 128V129H32L33 131V133L31 132V129H29L30 130V133L28 134V130H26L25 129V132H27V134H25V136H24V134H22L23 135V137H22V135L20 136L19 135V138H16V134L18 133V132H20L21 133V131L23 130V128H21V127H17V126H15L14 128H21V129H19L18 130V132L17 133H15V129L13 128V126H12ZM192 125V126H191ZM196 125V126H195ZM200 127H199V126ZM205 125V126H204ZM207 125H209L208 127H206ZM214 125H215V127H214ZM226 125H228V126H230V127H228V126H226ZM233 125V126H232ZM237 125V126H236ZM255 125V126H254ZM12 126V127H11ZM40 126V125H39ZM189 126L190 127H192V128H190L189 129ZM202 126V127H201ZM236 126V127H235ZM243 126H245V127H243ZM252 126V127H251ZM257 126V127H256ZM196 129H198V130H195V128ZM204 127H206V128H208V129H206V130H204ZM222 127H223V129H224V131H223V129H222ZM249 127V128H248ZM255 127V128H254ZM261 129H260V128ZM193 128H194V130H193ZM212 128H214V129H212ZM4 129V130H3ZM201 131H200V130ZM218 129H219V131H218ZM222 131H221V130ZM231 129V130H230ZM233 129V130H232ZM250 129V130H249ZM255 129H257V130H255ZM113 130V131H112ZM114 130H116V131H114ZM191 130H193L194 131V133H193V131H191ZM215 130V131H214ZM259 130V131H258ZM6 131V132H5ZM9 131V134H7V132ZM12 131H14V132H12ZM120 133H119V132ZM202 131H205L204 133H206V134H204ZM214 131V132H213ZM226 131V132H225ZM253 131V132H252ZM37 133V135L39 136V138H37V135H35L36 133ZM40 132H42V133H40ZM137 132V133H136ZM193 134V136L192 135H190L191 133ZM197 132H199V134L197 133ZM217 132V133H216ZM223 132H225L224 134H223ZM12 133H14V135L12 134ZM46 135H45V134ZM108 133V134H107ZM196 133V134H195ZM210 133H213V135L212 134H210ZM229 133H227V134H229ZM254 133H255V135H254ZM261 133V135L259 136V134ZM6 134V135H5ZM34 134V135H33ZM110 134V135H109ZM135 134V135H134ZM188 134V135H187ZM219 134V135H218ZM221 134V135H220ZM223 134V135H222ZM227 134H225V135H227ZM9 137H8V136ZM31 135V136H30ZM34 137H33V136ZM133 135V136H132ZM146 135V136H145ZM199 135V136H198ZM205 135V136H204ZM209 135H211V136H209ZM218 135V136H217ZM258 135V136H257ZM263 135V136H262ZM4 136V137H3ZM6 136V137H5ZM28 136H30V139H32V140H30L29 139V137ZM42 136V137H41ZM47 136V137H46ZM114 137V139H113V137ZM115 136H117V138H116V140H115ZM119 136V137H118ZM144 136V137H143ZM150 136V137H149ZM204 136V137H203ZM15 139H14V138ZM18 137V136H17ZM31 137H33V138H31ZM36 137V138H35ZM45 137V138H44ZM123 137V138H122ZM131 137H134V138H131ZM136 137V138H135ZM143 137V138H142ZM151 137H152V139H151ZM191 137V138H190ZM193 137V138H192ZM195 137H196V139H198V141L195 139ZM199 137V138H198ZM215 137V138H214ZM218 137V138H217ZM263 137V138H262ZM6 138V139H5ZM13 138V139H12ZM43 138V139H42ZM67 139H69L68 137H66ZM125 138V139H124ZM129 138H131V139H129ZM140 138V139H139ZM203 138L205 139V140H203ZM4 139V140H3ZM8 139V140H7ZM16 139H17V143L18 144H16V142H14L13 140H15L16 141ZM28 139V140H27ZM36 139H37V141H36ZM44 139H47V140H44ZM50 139V140H49ZM112 140V141H110V140ZM118 139V140H117ZM122 139V140H121ZM135 141H134V140ZM147 139V140H146ZM148 139H150L149 141H148ZM207 139V140H206ZM211 139V140H210ZM214 139H217V140H215V142H214ZM21 140H23L22 142H21ZM35 140V141H34ZM39 140H43V141H39ZM52 140H54L55 142H56V148L57 149H55V142L54 141H52ZM74 140V141H75ZM120 140V141H119ZM124 140V141H123ZM156 142H159V143H155V141ZM194 140V141H193ZM200 140V141H199ZM209 140V141H208ZM4 141H7V142H4ZM11 141H13L12 143H10ZM25 141H28V142H25ZM30 141V142H29ZM45 141V142H44ZM47 141V142H46ZM48 141H50V143H48ZM114 141H116V142H114ZM118 141H119V143H118ZM128 141V142H127ZM142 141V142H141ZM151 141H153V144L151 143ZM207 141V142H206ZM238 141H240V140H238ZM236 142V140H235V142H233L234 143V145H232V147L233 146H239V148H240V146H241V149L243 148V147H247L248 148V146L249 145H247V143H245V142H243V143H245L246 144V146L244 145V144H242L241 143V141H240V143L239 142ZM262 141V142H261ZM20 142V143H19ZM33 142V143H32ZM35 142H36V144H35ZM40 142V143H39ZM58 142L60 143V144H58ZM68 142H72V144L73 145H71V143H68ZM126 142V145L124 144ZM144 142V143H143ZM149 144H148V143ZM187 142V143H186ZM196 142H197V144H196ZM201 142V143H200ZM205 142V143H204ZM211 142H212V144H211ZM259 142V143H258ZM6 143V144H5ZM8 143H9V145H10V147L12 146L11 144H14L13 145V148L11 147H9V145H8ZM22 143V144H21ZM43 143V144H42ZM53 143H54V145H53ZM130 143V144H129ZM138 143H141L140 145L138 144ZM147 143V144H146ZM181 145H180V144ZM207 143V144H206ZM232 143V144H233ZM263 143V144H262ZM24 144V145H23ZM26 144H28L26 147H25V145ZM47 144V145H46ZM51 145V146H49L50 148H48L47 146L48 145ZM59 146H58V145ZM90 144H92L91 142H90ZM121 144H123L122 146H121ZM129 144V145H128ZM134 144V145H133ZM135 144H137V146L135 145ZM143 144V145H142ZM151 144V145H150ZM159 144V145H158ZM165 144H168V145H165ZM201 144H203V145H201ZM7 145V146H6ZM19 145H22V146H19ZM33 145V146H32ZM35 145L37 146V147H35ZM40 145L42 146V147H40ZM70 145V146H69ZM78 146V147H76V146ZM82 146V150L85 152H82V150H81V146ZM129 146V147H131V148H129V147H126V146ZM133 145V146H132ZM183 145H184V147H183ZM244 145V146H243ZM4 146H6V147H4ZM15 146V147H14ZM20 148H19V147ZM29 146V147H28ZM46 148H45V147ZM74 146V147H73ZM80 146V147H79ZM117 146V147H116ZM136 146V147H135ZM177 146V147H176ZM4 147V148H3ZM7 147H9V150H7ZM22 147H23V149H22ZM31 147V148H30ZM51 147H52V149H51ZM54 147V148H53ZM61 147V148H60ZM63 147V148H62ZM72 147V148H71ZM122 147H124V148H122ZM129 149L128 151H127V149ZM139 147V148H138ZM168 147H169V149H168ZM182 147V148H181ZM236 147V148H237ZM264 147V146H263ZM263 147H262V149H263ZM18 148V149H17ZM24 148L25 149H27V152H26V150H24ZM29 148L32 150V152L33 153H31V150H29ZM40 150V152H38L39 150ZM42 148H44V149H42ZM48 148V149H47ZM66 148V149H65ZM70 148V149H69ZM75 148V149H74ZM83 148H85V149H87V150H85V149H83ZM136 148H138V149H136ZM143 148V149H142ZM150 148V149H149ZM152 148V149H151ZM177 148V149H176ZM198 148V149H197ZM204 149V150H202V149ZM233 148H235V147H233ZM235 148V149H236ZM238 148V149H239ZM246 148V149H247ZM21 149H22V151H21ZM35 149H37V150H35ZM42 149V150H41ZM64 149V150H63ZM78 149V150H77ZM81 151H80V150ZM117 149V150H116ZM131 149V150H130ZM142 149V150H141ZM149 149V151L147 152V150ZM189 149V150H188ZM238 149H236V150H238ZM241 149H239L238 151H237V153L239 152V151H241ZM3 150V151H2ZM12 150V151H11ZM15 150V151H14ZM43 150H45V152L47 153V154H49V155H47ZM67 150V151H66ZM74 150H75V152H74ZM138 150V151H137ZM154 150V151H153ZM156 150V151H155ZM160 150V151H159ZM162 150V151H161ZM166 150H167V152H166ZM169 150V151H168ZM182 150V151H181ZM201 152H200V151ZM233 150V149H232ZM231 150V151H232ZM264 150V149H263ZM11 151V152H10ZM14 151V152H13ZM18 151V152H17ZM51 151V152H50ZM54 151V152H53ZM57 151H58V154H57ZM61 151V152H60ZM71 151H73L72 153H70ZM89 151H90V154H89ZM144 151V152H143ZM154 152V153H150V152ZM174 151V152H173ZM190 151V152H189ZM230 151V153L232 154V155H234V153H236L234 150V153L233 152H231ZM243 151H245L246 152V150L243 148L242 149V153H243ZM15 152H16V154H15ZM49 152V153H48ZM65 152V153H64ZM68 152V153H67ZM146 152H147V154H149V155H147L146 154ZM157 152L159 153V154H157ZM161 152V153H160ZM166 152V153H165ZM169 152H171V153H169ZM176 152H177V154H176ZM179 152V153H178ZM180 152H181V154H180ZM194 152V153H193ZM241 152H239V154L241 153ZM12 153V154H11ZM13 153L15 154V155H13ZM20 153V154H19ZM22 153H24L23 155H25L26 154V156H24L23 157V155H22ZM34 153H37V155L36 154H34ZM40 153H41V156H40ZM43 153V154H42ZM52 153V154H51ZM62 155H61V154ZM74 153V154H73ZM77 153H78V156H77ZM94 153H96L95 151H94ZM92 154V156L94 157V155L96 156L97 154ZM121 153V155H120V153H115L117 156H123V154ZM142 153H144V154H142ZM156 153V154H155ZM163 153V154H162ZM203 153V152H202ZM241 153V154H242ZM11 154V155H10ZM28 154H32L31 156H32V158H30V155H28ZM55 154H57V155H59V156H55ZM65 154H67V155H65ZM71 154V155H70ZM76 154V155H75ZM81 154V155H80ZM84 154L86 155V156H84ZM128 154V155H127ZM154 154V155H153ZM160 154H161V156L162 155H164V156H162V157H160ZM165 154H167V155H165ZM180 154V155H179ZM187 154V155H186ZM190 154V155H189ZM200 154V155H199ZM244 154V153H243ZM4 157H3V156ZM8 155V156H7ZM13 155V156H12ZM18 156V159L17 158H15V157H17ZM22 155V159H23V161H21L22 159H20V157L19 156H21ZM28 155V156H27ZM35 157H34V156ZM42 155H44V156H42ZM52 155V156H51ZM68 155H70V156H68ZM89 156V158H88V160H87V157ZM152 155V156H151ZM156 155H158L157 157H156ZM169 155V156H168ZM174 157H173V156ZM183 155H185V156H183ZM189 155V156H188ZM236 155V154H235ZM6 156V157H5ZM36 156H37V158H36ZM48 156V157H47ZM73 156V157H72ZM123 156V157H124ZM165 156H167V157H165ZM172 156V157H171ZM191 156V157H190ZM200 156V157H199ZM238 156V155H237ZM8 157H10V158H8ZM39 157V158H38ZM41 157H42V159H44L43 161H42V159H41ZM48 158V159H46V158ZM55 157V158H54ZM64 157V158H63ZM67 157V158H66ZM76 157V158H75ZM79 157H80V159H79ZM84 157H86L85 158V160H83V158ZM154 157V158H153ZM165 157V158H164ZM177 157H179V158H177ZM186 157V158H185ZM188 157H190V158H188ZM194 157V158H193ZM8 158V159H7ZM11 158H12V160H11ZM26 158H28L27 160H26ZM34 158V159H33ZM36 158V159H35ZM53 158V160H51V159ZM61 158V159H60ZM62 158L64 159L63 161H62ZM66 158V159H65ZM71 158V159H70ZM74 158L75 159H77L76 161L74 160ZM145 158V159H146ZM177 158V159H176ZM183 158H184V160H183ZM211 158H212V160H211ZM215 158V159H214ZM217 158H219V162H218V164H217V161H215ZM7 159V160H6ZM20 159V160H19ZM31 159V160H30ZM59 159V160H58ZM69 159V160H68ZM78 159L80 160V161H78ZM174 159H175V161H174ZM208 159V158H207ZM228 159V160H227ZM1 160V159H0ZM8 160H10V161H8ZM30 160V161H29ZM33 160V161H32ZM48 160H50L49 162H46V161H48ZM66 160V161H65ZM71 160V161H70ZM74 162H73V161ZM87 160V161H86ZM91 160H92V158H91ZM179 160V161H178ZM187 160V161H186ZM189 160V161H188ZM193 160V161H192ZM195 160H197V161H195ZM224 160V161H223ZM229 160H230V163H229ZM233 160H234V162H236V164L233 162ZM7 161V162H6ZM17 161V162H16ZM19 161H21V162H19ZM27 161V162H26ZM28 161H29V163H28ZM32 161V162H31ZM37 161V162H36ZM39 161V162H38ZM42 161V162H41ZM61 161V162H60ZM202 161V162H201ZM226 161V162H225ZM256 161V162H255ZM262 161V162H261ZM11 163V166L10 165H8V164H10ZM16 162V164L17 163H20V164H14ZM23 162H25V163H23ZM37 163V164H35V163ZM46 162V163H45ZM53 162V163H52ZM57 162H59L58 164H59V166H58V164H57ZM63 162V163H62ZM71 162V163H70ZM81 162V163H80ZM83 162H85L86 163V166H84L85 165V163H83ZM173 162H175V163H173ZM179 163V164H177V163ZM184 162V163H183ZM189 162H190V164H189ZM192 162V163H191ZM205 163L204 165H206L205 167L207 168V169H209V170H205V168L204 169H202L201 167H203L204 165L203 164H201V163ZM233 162V163H232ZM239 162V163H238ZM8 163V164H7ZM40 163V164H39ZM55 163V164H54ZM73 163V164H72ZM91 163V164H90ZM188 164V165H186V164ZM197 163V165L200 163L201 164V166L199 165V166H195V164ZM260 163V164H259ZM8 165V167H7V165ZM23 164V165H22ZM27 164H29V165H31V167L33 168H31L30 169V166L29 167H27ZM35 164V165H34ZM52 164V165H51ZM54 164V165H53ZM70 164H72L71 166H70ZM81 164V165H80ZM227 164V165H226ZM237 164H239V165H237ZM256 164V165H255ZM259 166H258V165ZM16 165V166H15ZM39 165V166H38ZM58 166V168L56 169V167ZM63 165V166H62ZM176 165V166H175ZM183 165H186V168H185V166H183ZM191 167H190V166ZM194 167H193V166ZM225 165V166H224ZM232 166V168H234L235 167V171H236V173H235V171L234 170H231L232 168H231V166ZM13 166H15V167H13ZM34 166V167H33ZM49 166H50V169H49ZM52 166H54V168L52 167ZM68 166H70L69 168H68ZM79 166V167H78ZM92 166H93V168H92ZM179 166V167H178ZM182 166V167H181ZM236 166H237V168H239V169H237L236 168ZM251 166V167H250ZM255 166V167H254ZM10 167V168H9ZM26 169H29V170H26ZM40 167H42V168H40ZM46 167V168H45ZM62 167H64L63 169H62ZM77 167V168H76ZM83 169H85L86 168V170H87V173L85 172L86 170H83ZM87 167L88 168H90L89 170L87 169ZM176 167H178V168H176ZM184 167V168H183ZM200 168V169H195V168ZM18 168V169H17ZM19 168H21V169H19ZM43 168H45V169H47V171H48V169H49V171H48V173H47V171H45V169H43ZM53 168V170H55V171H58L59 169H62V170H60V171H58V173H59V175H58V173L57 172H53V170H51ZM73 168V169H72ZM80 168V169H79ZM180 168V169H179ZM183 168V169H182ZM189 168V169H188ZM222 168V167H221ZM223 168V169H224ZM229 168V169H228ZM244 168V169H243ZM255 168H257V169H255ZM17 169V170H16ZM24 169V170H23ZM37 169H43V170H37ZM67 171H65V170ZM76 169V170H75ZM91 169H93V170H91ZM196 171H195V170ZM241 169H243L242 171H240ZM246 169V171H244ZM20 170V171H19ZM22 170V171H21ZM35 170V171H34ZM69 170V171H68ZM71 170H73V171H71ZM77 170H80V172L79 171H77ZM83 170V171H82ZM179 170H181V171H179ZM190 172H189V171ZM197 170H200V171H197ZM237 170H239L238 172H237ZM256 170V171H255ZM16 171V172H15ZM51 171V172H50ZM92 171V172H91ZM96 171V172H95ZM127 171V172H126ZM187 171V172H186ZM206 171V172H205ZM208 171L210 172V173H208ZM228 171H232V173H230L229 172V174H228ZM234 171V172H233ZM254 171V172H253ZM42 172V173H41ZM47 173V174H45V173ZM76 172H77V174H76ZM79 172V173H78ZM86 174H85V173ZM129 172H131L132 173V175L134 176H132L131 174H127V173H129ZM133 172H135L134 174H133ZM183 172V173H184ZM39 173V174H38ZM50 173V174H49ZM64 173V174H63ZM68 173H72L71 174V176H73L74 178H76V179H74L73 177H71L70 176V174H68ZM82 175H81V174ZM84 173V174H83ZM97 173V174H96ZM100 173V172H99ZM246 173H248V174H246ZM251 173V174H250ZM252 173H254V174H252ZM17 174V175H16ZM42 174V175H41ZM56 174V175H55ZM76 174V175H75ZM80 176H79V175ZM125 174H126V176H125ZM241 174H239V176L241 175ZM261 174V173H260ZM40 175V176H39ZM46 175V176H45ZM54 175V176H53ZM64 175H66V176H64ZM85 175H86V177H85ZM96 175H98V176H96ZM130 175V176H129ZM211 175H213V173L211 174ZM210 175V176H211ZM241 175V176H242ZM52 176V177H51ZM55 176H56V178H55ZM62 177V178H58V177ZM68 176V177H67ZM69 176H70V179H69ZM75 176H77V177H75ZM82 176H83V178H82ZM93 176H94V179L92 180V178H93ZM136 176V177H135ZM147 176V177H146ZM244 176H242V178L244 177ZM54 177V178H53ZM66 177V178H65ZM80 177H81V179H80ZM121 177V178H120ZM123 177H124V179H123ZM125 177H126V179H125ZM143 177V178H142ZM149 177V178H148ZM246 177V178H247ZM65 178V179H64ZM68 178V179H67ZM72 178V179H71ZM89 178H90V180H92V181H89ZM97 178V179H96ZM120 178V179H119ZM56 179V180H55ZM83 179V180H82ZM95 179L96 180H100L99 181V183H98V181H97V183H95ZM135 179V180H134ZM141 179V180H140ZM153 179V180H152ZM72 180H73V182H72ZM74 180H75V182H74ZM136 180H137V182L138 183H136ZM155 180V181H154ZM157 180H158V182H157ZM78 181H80L81 183H79ZM88 181V182H87ZM142 181V182H141ZM145 182V185H144V182ZM151 181V182H150ZM129 184H128V183ZM141 182V183H140ZM154 182V183H153ZM158 184H157V183ZM88 183H90V184H88ZM93 184V186H94V189H93V186H92V184ZM97 184V185H95V184ZM156 183V184H155ZM81 184V186L79 187V185ZM99 184V185H98ZM118 184V185H119ZM122 184V185H121ZM124 184V185H123ZM137 184V185H136ZM147 184V185H146ZM149 184V185H148ZM151 184V185H150ZM154 186H153V185ZM77 185V186H76ZM83 185H85V186H83ZM133 185H134V187H136V188H133ZM139 185V186H138ZM141 185V186H140ZM75 186V187H74ZM95 186H96V188H95ZM97 186H98V188H97ZM159 186H161V188H162V193L163 192H165L166 193V195H165V193L164 194H162L160 191H161V188H160V191H158V188H159ZM76 187L78 188L77 190H75L76 189ZM82 187V188H81ZM84 187V188H83ZM87 187V188H86ZM91 187V188H90ZM141 187H143L142 189H141ZM151 187V188H150ZM154 187H158L157 189L156 188H154ZM75 188V189H74ZM146 188V189H145ZM165 188V187H164ZM94 191H93V190ZM100 189V190H99ZM103 189V190H102ZM126 189V191L128 192V190ZM153 189H155V190H153ZM83 190V191H82ZM86 190H89V191H86ZM137 190V191H136ZM143 190V191H142ZM227 190V189H226ZM229 191H230V189H228ZM78 192V194L76 193V192ZM82 193H81V192ZM85 191V192H84ZM98 191V192H97ZM104 191V192H103ZM114 192H115V189L113 190ZM126 191H123V193L124 192H126ZM86 192H87V194H86ZM96 193V195L94 194V193ZM101 192V193H100ZM103 192V193H102ZM128 192V193H129ZM137 192H139V193H137ZM140 192H142V193H140ZM149 192V193H148ZM152 192H153V194H152ZM261 192V191H260ZM79 193H80V195H79ZM99 193V194H98ZM122 193V192H121ZM128 193H125L124 195H127ZM151 193V194H150ZM172 193L174 194V195H172ZM181 193H183L182 195H184L185 197H182V196H180L181 195ZM226 193H227V191H226ZM233 194V196H232V194ZM91 196V198H90V196ZM92 194V195H91ZM238 194V193H237ZM236 194V195H237ZM79 195V196H78ZM99 195V196H98ZM123 195V194H122ZM145 195V196H144ZM163 195V196H162ZM169 195H170V197H169ZM239 195V194H238ZM89 198H88V197ZM150 196V197H149ZM158 198H157V197ZM165 196V197H164ZM172 196V197H171ZM179 196V197H178ZM79 197V198H78ZM83 197V198H82ZM92 197H94L93 199H92ZM145 197V198H144ZM147 197V198H146ZM163 197V198H162ZM228 199H227V198ZM233 197H235V202H234V198ZM239 197V198H238ZM260 197V198H259ZM87 199V200H85V199ZM96 198V199H95ZM100 198V199H99ZM149 198H150V200H149ZM162 198V199H161ZM170 198H171V200H170ZM175 198V199H174ZM179 198V199H178ZM219 198V199H218ZM233 200H232V199ZM80 199H81V201L82 202H80ZM83 199V200H82ZM89 199V200H88ZM90 199H92L93 201H91ZM95 199V200H94ZM237 199V200H236ZM257 199V200H256ZM79 200V201H78ZM157 200H159V202H157ZM161 200V201H160ZM217 200H218V202H217ZM221 200V201H220ZM232 200L233 202H232V205L233 206H231V202L230 201ZM79 203H78V202ZM85 201H87V203L85 202ZM95 201V202H94ZM97 201V202H96ZM153 201V202H152ZM228 202V203H225V202ZM244 201H246V199L244 200ZM257 201V202H256ZM259 201V202H258ZM90 202V203H89ZM93 202V203H92ZM150 204H148V203ZM155 202H157V203H155ZM220 202H224L223 204H222V206H221V204H220V206H219V204L218 203H220ZM85 203V204H84ZM89 203V204H88ZM155 203V204H154ZM234 203H235V205H234ZM254 203H256V205L254 204ZM92 204V205H91ZM143 204V205H142ZM153 204V205H152ZM226 204V205H225ZM250 204H251V206H254L253 207V210L256 212H258L257 214L254 212V214L252 215V207H250ZM83 205V206H82ZM86 205V206H85ZM87 205H89V208H88V206ZM141 205V206H140ZM148 205V206H147ZM156 205V206H155ZM228 205V206H227ZM82 206V207H81ZM91 206V207H90ZM140 206V207H139ZM237 206V207H236ZM246 206V207H245ZM247 206H249V207H247ZM255 206H256V208H255ZM84 207V208H83ZM86 207V208H85ZM97 207H98V209H97ZM143 207V208H142ZM153 207V208H152ZM142 208V209H141ZM157 208V209H156ZM159 208V209H158ZM161 208V209H160ZM210 208V209H209ZM223 208V209H222ZM226 208H227V210H226ZM237 208H238V210H237ZM242 208H243V211H242ZM255 208V209H254ZM84 209V210H83ZM141 209V210H140ZM152 209V210H151ZM155 209V210H154ZM164 209V208H163ZM215 209V210H214ZM240 209V210H239ZM258 209H261L260 211H261V213L259 214V212L260 211H258ZM86 210V211H85ZM95 210H96V212H98L99 214L101 213V215H99L98 213H96L95 212ZM99 210H100V212H99ZM163 212H165V213H167V214H165V213H163ZM209 210V211H208ZM235 210V212H233ZM237 210V211H236ZM152 213H151V212ZM156 211V212H155ZM227 211V212H226ZM242 213H241V212ZM246 211H247V213H246ZM85 212H87V213H85ZM158 212V214H156ZM173 212H175L176 213V215H182L183 217H187V218H184L185 219V221L186 220H188V222L186 221H184V224L186 223H188L189 224V227H188V224H187V227H185V225L184 226H181V224L183 225V220L184 219H182V217H180V218H178V216H176L175 215V213L173 214ZM206 212H208L206 215H207V218H205L206 217V215H205V213ZM210 212V213H209ZM218 212V214H216ZM224 212H226V213H224ZM237 212H239V213H237ZM94 213V214H93ZM143 213V214H142ZM151 213V214H150ZM161 213V214H160ZM212 213V214H211ZM240 213L241 214H243V217H242V215L240 216ZM251 213V214H250ZM133 214V215H132ZM139 214V215H138ZM145 214V215H144ZM148 214V215H147ZM165 214V215H164ZM173 214V215H172ZM209 214V215H208ZM215 214V215H214ZM230 214V215H229ZM91 215V216H90ZM97 216L96 218H94L95 216ZM100 217H99V216ZM143 215V216H142ZM154 215V216H153ZM156 215V216H155ZM174 217V216H176L175 218H176V220H178V221H176L175 220V218H173L172 216ZM186 215V216H185ZM211 215V216H210ZM250 215V216H249ZM254 215H256V217L254 216ZM90 216V217H89ZM163 216V217H162ZM230 216V217H229ZM233 217V219H231L232 217ZM236 216V217H235ZM93 217V218H92ZM100 218V220H98L99 218ZM136 217V218H135ZM141 217H143V218H141ZM145 217H147V218H145ZM155 217V218H154ZM162 217V218H161ZM169 217V218H168ZM191 217V216H190ZM211 217V218H210ZM213 217H214V219H213ZM219 217H220V219H219ZM238 217H242L241 218V220H240V218H238ZM246 217V218H245ZM253 217V218H252ZM98 218V219H97ZM124 218V219H123ZM134 218V219H133ZM161 218V219H160ZM237 218V219H236ZM252 218V219H251ZM257 218V219H256ZM102 219V220H101ZM139 219V220H138ZM146 219V220H145ZM190 219V220H189ZM201 219V218H200ZM207 219V220H206ZM212 219V220H211ZM244 219H246L247 220V223H246V220L244 221ZM91 220H93V221H91ZM132 220V221H131ZM134 220V221H133ZM146 222H145V221ZM155 220V221H154ZM182 220V221H181ZM231 220V221H230ZM64 221V222H63ZM91 221V222H90ZM97 221V222H96ZM137 221V222H136ZM164 221V222H163ZM178 222V223H174V222ZM182 223H181V222ZM192 221V222H191ZM203 221V222H202ZM251 221H252V223H251ZM91 224H90V223ZM96 222V223H95ZM107 222V221H106ZM113 223V224H110V223ZM149 222H151V224L149 223ZM159 222V223H158ZM172 222V223H171ZM179 222H180V224H179ZM194 222V223H193ZM205 222V223H204ZM210 222H212L211 223V225L209 224ZM215 222V223H214ZM218 222V223H217ZM249 222V223H248ZM259 222H261V225H258V224H260ZM100 223V224H99ZM105 225H104V224ZM115 223H117V225L115 224ZM142 223V224H141ZM156 223V224H155ZM169 224V225H167V224ZM234 223V224H233ZM263 223V224H262ZM115 224V225H114ZM141 224V225H140ZM148 224V225H147ZM176 225L177 224V227L176 228H178V227H185V229L183 228H181L182 230V232L183 233H179V232H181V231H179V228L177 229V230H173V228H175L173 225ZM250 224H252L251 226H250ZM98 225V226H97ZM107 225H109V226H107ZM113 225H114V227H113ZM143 225V226H142ZM162 225V226H161ZM172 225V226H171ZM205 225V226H204ZM210 225V226H209ZM233 225L235 226V225H239V228L237 229V231H236V233L235 234H233V232H232V229H233ZM113 227V228H111V227ZM147 226V227H146ZM152 226V227H151ZM161 226V227H160ZM166 226V227H165ZM232 226V227H231ZM253 226V227H252ZM95 227V228H94ZM102 227V228H101ZM104 227V228H103ZM149 227L151 228V229H149ZM165 227V228H164ZM247 227V228H246ZM159 228V229H158ZM175 228V229H176ZM208 228V229H207ZM105 229V230H104ZM114 231H113V230ZM117 229V230H116ZM153 229H158V230H161V231H159V232H153L154 230ZM171 229H172V231H171ZM95 230V231H94ZM100 232H99V231ZM113 232H112V231ZM247 230V231H246ZM97 231V232H96ZM116 231H118V232H116ZM178 233H177V232ZM224 231V232H223ZM260 231V232H259ZM54 232H56L55 234L56 235H58V239L56 240H52L51 238H49V234L50 233H52V234H54ZM106 232V233H105ZM116 232V233H115ZM145 232V233H146ZM58 233V234H57ZM60 233V234H59ZM64 235H63V234ZM78 233V234H77ZM98 233H100V234H98ZM116 234V235H114V234ZM118 233V234H117ZM123 233V232H122ZM175 233V234H174ZM187 234V237L185 236L186 234ZM63 235L62 237L64 238H67V240H71V242L72 243H70L69 241L68 242H65V241H61L62 239H59V237L61 238V236L60 235ZM102 234V235H101ZM107 234H108V236H107ZM113 234V235H112ZM155 234V235H154ZM168 234V235H167ZM171 234V235H170ZM178 234V235H177ZM184 234V235H183ZM230 234V235H229ZM248 234H249V236H248ZM260 234V235H259ZM67 237H66V236ZM80 235V237H78ZM109 235H110V239L108 238L109 237ZM119 235V237H117ZM181 235V236H180ZM189 235V236H188ZM226 235V236H225ZM238 235V236H237ZM246 235V236H245ZM252 235V236H251ZM258 235H259V237H258ZM100 236V237H99ZM124 236V240L122 239V237ZM155 236V237H154ZM168 236V237H167ZM171 236V237H170ZM178 236V237H177ZM185 236V237H184ZM201 236V235H200ZM208 236V237H207ZM240 236H242V237H240ZM263 236V239L261 238ZM102 237V238H101ZM116 237V238H115ZM156 237H159V238H156ZM161 237V238H160ZM176 237V238H175ZM224 237V238H223ZM229 237H230V239H229ZM240 238V239H243V240H240V239H237V238ZM246 237H248L249 239H247ZM254 237V238H253ZM257 237V238H256ZM54 238V237H53ZM79 238V239H78ZM81 238H82V240H81ZM156 238V239H155ZM180 238H181V240H180ZM182 238H183V240H185V238H186V240L185 241H183L182 240ZM210 238V239H209ZM231 238H233V239H231ZM259 238V239H258ZM52 241H51V240ZM73 239V240H72ZM111 239H112V241H111ZM121 239V240H120ZM127 239V238H126ZM151 239V238H150ZM159 239V240H158ZM165 239V240H164ZM167 239V240H166ZM173 239V240H172ZM175 239H176V241H175ZM187 239H189V240H187ZM194 240V239H196L197 241H195L194 240V242L192 243V240ZM209 239V240H208ZM227 239V240H226ZM234 239H235V241H238V242H235L234 241ZM75 240V241H74ZM76 240H77V242H76ZM119 240H120V242H119ZM123 240V241H122ZM164 240V241H163ZM171 240V241H170ZM191 240V243H189V241ZM231 240V241H230ZM249 240V241H248ZM54 241V243H52ZM56 241H58V242H56ZM74 241V242H73ZM80 243H79V242ZM91 241V242H90ZM105 241V242H104ZM124 241H125V243H124ZM163 241V242H162ZM187 241H188V243L189 244H187ZM233 241V242H232ZM256 241V242H255ZM262 241V242H261ZM52 243V245L53 246H51V244H49V243ZM65 242V243H64ZM115 242V243H114ZM161 242V243H160ZM168 242H169V244H168ZM177 242H179L178 244H176ZM208 244H207V243ZM229 242H231V243H229ZM248 242V243H247ZM251 242V244H249ZM261 242V243H260ZM61 243H62V245H61ZM83 243V244H82ZM90 243V244H89ZM110 243H112V244H110ZM233 243V247L231 246V244ZM254 243H256V245L254 244ZM57 244V245H56ZM60 244V246H58ZM66 244V245H65ZM68 244V245H67ZM107 244V245H106ZM110 244V245H109ZM123 244V245H122ZM167 244V245H166ZM176 244V245H175ZM181 244V245H180ZM187 244V245H186ZM206 244V245H205ZM245 244V245H244ZM254 244V245H253ZM259 244V245H258ZM54 245H56V248H55V246ZM69 245H71V248H70V246ZM82 245H83V247H82ZM89 245V246H88ZM127 245H128V247H129V245L130 244H126V247H127ZM209 246L210 248L209 249H207L206 247L204 248L203 246ZM247 245V246H246ZM249 245H250V247H249ZM65 246V247H64ZM111 246V247H110ZM113 246V247H112ZM121 246V247H120ZM131 246L132 245H130V247L129 248H131ZM188 248H187V247ZM194 246V247H193ZM245 246V247H244ZM262 247V248H259V247ZM109 247V248H108ZM118 247H120V248H118ZM158 247V248H157ZM183 247V248H182ZM185 247V248H184ZM226 247H228V248H226ZM240 247V248H239ZM247 247H248V251H247ZM59 248H61V249H59ZM115 248H117V249H119V250H117V249H115ZM65 249V250H64ZM67 249V250H66ZM71 249V250H70ZM73 249V250H72ZM134 249V250H133ZM205 249V250H204ZM246 249V250H245ZM70 250V251H69ZM133 253H135V255H139L140 254V252H139V250H137L138 251V253H137V251L135 250V248H131L130 249ZM241 250V251H240ZM242 250H243V252H242ZM262 250V251H261ZM65 251V252H64ZM74 251V252H73ZM117 251V252H116ZM231 251V250H230ZM231 251V252H232ZM67 252H68V254H67ZM71 252H73V254H75L76 256H74ZM113 253V255H112V253ZM202 252V253H203ZM234 252V251H233ZM66 253V254H65ZM242 253V254H241ZM250 253V254H249ZM259 253V254H258ZM65 254V255H64ZM79 254V255H78ZM115 254V255H114ZM248 254H249V256H248ZM261 254V255H260ZM252 255V256H251ZM255 255H258V256H254ZM75 257V258H73V257ZM82 256V257H81ZM113 256V257H112ZM117 256V257H116ZM140 256V255H139ZM248 256V257H247ZM250 256H251V258H250ZM260 256V257H259ZM115 257V258H114ZM254 257V261H253V258ZM264 257V256H263ZM73 258V259H72ZM110 258V259H109ZM111 258H113V259H111ZM242 258V259H241ZM262 258V259H261ZM75 259H78V260H76L77 262H75ZM252 259V260H251ZM257 259H259V260H257ZM261 259V260H260ZM59 260V261H58ZM85 260H87V259H85ZM243 260H244V262H243ZM246 261H248V262H246ZM252 261H253V263H252ZM257 261V262H256ZM260 261V262H259ZM169 262H171V261H169ZM177 263H175V262H173L172 261V263H170V264H179L181 261H179V263H178V261H176ZM100 263H96V264H100ZM182 264H183V262H181ZM180 263V264H181ZM184 263H185V261H184ZM63 264H66V263H63ZM80 264V263H79ZM87 264H95V263H93L92 262V260H91V262H87ZM107 264H114V263H107ZM166 264H168V262L166 263ZM186 264V263H185ZM189 264H193V263H191V261H189ZM264 264V263H263Z\"/></svg>", "mask_w": 264, "mask_h": 264}, {"label": "bare ground", "instance_id": "bare-ground-1", "mask_svg": "<svg viewBox=\"0 0 264 264\" xmlns=\"http://www.w3.org/2000/svg\"><path fill=\"white\" fill-rule=\"evenodd\" d=\"M115 1V0H114ZM128 1V0H127ZM147 1V0H146ZM167 1V0H166ZM172 1V0H171ZM173 1H176V0H173ZM182 1V0H181ZM186 1V0H185ZM202 1V0H201ZM208 1V0H207ZM212 1V0H211ZM216 1V0H215ZM227 1V0H226ZM117 2V1H116ZM126 2V1H125ZM125 2H123V0H119L118 2H117V4H116V6L115 5H113V3H112V0H0V117H1V119H0V121L3 119V121H1L0 122V130H2L1 129V125L2 124H4L6 127H7V130L8 129H10V127L8 128V126L11 124H14V125H12L13 126V128L15 127V126H17V127H21V128H23V130L21 129V128H14L15 129V133H17L18 132V130L19 129H21L22 131H21V133L20 132H18L15 136H16V138H19V135L21 134H24V136H25V134H27V132H25V129L26 130H28L29 132H28V134L30 133V130L29 129H31V132L33 131L32 129H37L38 127H43V128H41V129H44V130H46L45 131V133L48 131V132H50V133H48V135L47 136H50L49 134H52V137L51 138H53V139H55V141L57 142V139H59V138H63V136H64V138L66 139H59L58 141H60L61 142V144H62V141H64L63 142V144L65 143V142H67V140L69 141L70 140V138L72 137L74 140L76 139L79 143L78 144H81L82 146H84L85 148H87L88 147V150H89V148H90V150H91V152H92V154L94 153V151L96 152V153H94V154H97L96 156L94 155V157L92 156V154L90 155V157L92 158V160H91V158H89V156L87 157V160H88V158H89V160H88V164H89V162L91 161V163H93L92 165H94L95 166V168H94V170L96 169V170H98V174H99V176L100 177H97V178H99V179H101V182H100V187L99 188H101L102 186H101V184L102 185H105L104 187H103V189L105 190V188H106V190H105V194H101V195H104L105 197H104V199L102 200V201H100L99 203H97V205H95V206H99V209L101 208L102 209V211H103V213H105V214H102V215H104V218H105V216L107 217V219L105 220L104 219V222L105 223H108V220H110V222H118L119 221V219L121 220L122 219V217H126V216H130L131 214H130V212H132L131 210L132 209H134V208H136L140 203L137 201V197L135 196V198H134V195H132V194H134L133 192L131 193V192H129V186L127 187V184H123L124 185V187L122 186V188H125V190L124 189H122L123 191H126V189L128 190V192L126 191V192H124L123 193V191H121L120 192V190H119V187H120V182L118 183L117 181H116V178L118 177V175H120V174H122V172L124 171L125 172V170L126 169H131L132 171H133V169L136 171H141V172H143V173H145V174H147L148 176H150V178L151 177H153L154 179L156 178V179H158L159 180V184H160V182H161V186L163 187V190L165 191L166 190V192L169 190H171V189H173V190H175V189H177V190H175V191H172V192H176V191H179L180 189H182V188H179L178 189V187H180V186H183V189L182 190H180V191H183L185 194V196L184 195H182L183 193H181V195L180 196H182V197H185V200H184V198H181L180 197V199H183V202H181V200H176L175 202L173 201V197L175 196L173 193H172V195H174L173 197H172V202L170 201L169 202V200H167V199H165L164 201H161V202H159V200H157V202H159V204L157 203V202H155V203H157L158 204V206L159 207H163L162 208V210H166V208L168 209H170V208H172V211L174 210V211H176V212H178L177 214H181L182 213V215H183V213L184 214H186V215H189V216H187L188 218H191V220H192V218H196V220L197 219H199V221L200 220H202L203 218H204V212H205V208L207 207H210L211 205H212V203H213V201L212 202H210L211 204H208V206H203V205H206L207 204V202H208V199H209V197H211V196H215L214 198L215 199H213V198H210V199H212V200H216V197H219L220 199H224L225 197H224V194H223V190H224V193H225V195L227 194V197L229 196L228 194H229V192H233V191H235V192H237V193H235L234 194V196H240V198H242L243 200H245L246 199V203H248L247 205H249V202H247V201H250L251 199H253L254 200V198H257V192L259 193V194H261L262 193V191H263V193H262V195H260L262 198L260 199L261 200V205L262 204H264V165H261L260 163V166H259V168H260V172H256L255 174L254 173H252V174H254V175H250V177H247L249 174L248 173H246V174H248L246 177L244 176L245 174H241V173H239L238 171L239 170H237V172H238V175H233V173H232V171L230 172V171H228V174H229V172L230 173H232V174H229V177L227 176H224L225 178H223V175H226V171H227V169L225 170V168H227V167H229L227 164V167H223V166H221L220 167V165L219 164H221L222 163V159H220L221 160V163H219L218 164V162H219V158H217L215 161H217V164H218V166L217 165H214L215 163H213V162H209L208 160H210V157H222V158H225V160H226V158H228V157H230V158H228V159H231V158H235L236 159V161H238L237 159H239L240 161V163H241V165L239 166V168L240 167H246L253 159H255V160H261V158L262 157H264V145L262 146L263 147V149H262V147L261 146H259V144L257 145V142L256 141H258V140H256L255 139V137L250 133V131H248V130H246V128H245V130H241V128H240V125L237 127V129L235 128V130H236V132L235 133H229V132H232V131H228L227 133H229V134H227V133H225V132H223V134L225 133V134H227V135H225L224 134V136L223 137H221L220 139H218V141H216L215 142V140H217V139H214V144L213 145H210L208 148H206L205 150L204 149H202V150H204V151H200L201 153V157H200V160L202 159L203 161L206 159L210 164H208L209 166H208V168H210V170H212L213 172H211V174L213 173V175H211V174H209V177H207L208 176V174H207V170H209V169H207L205 166L206 165H204L203 163H201V164H203L204 166L203 167H201L202 169H204L205 168V172H206V174H203V171H202V173L201 172H194L193 171V168H190V169H192L191 170V173H188L187 171V173H185L183 170L181 171V170H179V171H181V172H177L176 170H178V169H175L174 171L171 169V168H173V166H171L170 167V165H172V161L171 160H173V159H171V160H169V162L168 161H166V160H161V159H159V157H157L158 155H156V157H157V159L156 158H154V159H152V160H149V158L147 159L146 157V159L145 158H143L142 156L143 155H141L140 153H137L136 151L135 152H133V153H130L129 154V156H127V157H125L124 156V154H126V153H129V149H127L126 147H129L128 145L130 144H128L125 148L127 149V151L128 152H126V153H124L125 151L123 150V153L122 152H114L115 150H113L112 149V147H111V144L109 145V143L107 142V136H106V130H108L109 131V128H110V124L108 125V122L110 121V122H113V123H111V124H113L112 126H111V128L110 129H112V127L115 129V128H119V127H122L121 129H119V130H122V129H125L124 131H129L130 132V130H137V132H138V130H139V132H143V131H145V133H151V134H153L152 135V137L154 138V139H156V140H159V142L160 141H162L160 144H164V143H168V144H165V145H168L169 147H171V146H173V148H174V144H176L177 142H183V141H187V140H190L189 139V137H188V139H187V136H185L186 134H181V132L179 133V131L178 130H181V131H183V132H188L189 133V131H188V126L187 125H190V124H188L189 123V121L190 120H186V117H184V118H182V114H181V117L180 118H178V117H176L174 114H173V112H170L169 114L164 110V109H161V110H164L166 113L165 114H167V115H164V117H165V119H164V121H165V123L163 124V122L161 121V119H163V116H159V115H162V114H160V113H158L157 114V111L156 112H154V113H156L157 114V116L155 115V116H153L154 115V113H153V115H152V117H150V116H147V114L149 115L150 113H144V110L142 111V110H140L141 108L140 107H138L139 106V102L137 103V100L139 101V99H137L138 97L136 96V95H134L133 97H134V99L136 100H133V99H131L132 97H131V93H130V96H129V93H127V91L126 90H124V91H122V92H125L126 94H128L127 96H129V97H127V96H125V93H124V95H123V93H121L123 96H121V94H120V96H118V97H115V98H113V97H111V95H112V92L110 91V84H111V81H110V79H109V77L108 78H106V79H109V80H107V81H105L104 79H103V75L101 76V78H97L96 80H92V77H91V75H90V73H91V70L93 69V67H95V65L97 66H100L99 64H101L102 63V61H103V65H104V56H103V59H100L99 60V58H98V60H96L97 58H94V60L95 61H97L96 62V64H95V61L93 60V58H91L90 56H88V58H91V59H89V60H87L88 61V63L89 64H87V66L89 67V65H90V63L92 62V64H94V66H92L91 67V65H90V67L92 68L91 70H90V72L89 71H83V70H78V68H71L70 66H67V65H63V64H61V62L62 63H64L63 61H65L64 59L62 60V61H60V56H57V55H55L54 54V50H56V49H52L51 50V48H54L53 47V45L55 46V45H57V44H61L62 43V40H64V41H66V37L67 36H69V35H72V34H70V32L68 31V30H71V32H75V34L77 35H79V36H81L80 38H84V39H80V40H82V42H83V40L84 41H86V42H88V39H91L92 40V37H94V40H95V38L97 37H95V36H93V35H95V34H97L96 32H94V31H92L93 29L95 30V28H99V29H102V30H104V31H102V33L103 32H105V30L107 31V32H109L111 29H112V27L114 26H112V24H111V22L115 19V18H117V19H119V20H121V21H117L118 23H120L121 22V24L123 25L124 24V22H125V24H124V27H125V25L126 26H129V27H131V26H134L135 27V34H139L140 36H142L143 38H145L146 39V42H148L149 40V42H155V41H159L162 45H166V46H168V47H170V49L171 50H169L168 48H166V46L164 47V48H166V50H160V54H161V56H160V58H162V62H160V61H158L157 60V58H155V57H153V59H152V56H153V52L152 51H154V50H152L151 51V53H152V55L150 54V53H148V54H150L151 56H145L146 54H147V50L145 49V52H146V54H143L144 56H143V59L144 58H148L149 57V59H147V60H149L150 61V63H151V61H152V64H153V62H154V60L156 59L157 60V62H155L154 63V65L156 64L158 67H163V68H165L164 66H165V64L167 65V63H165L163 60H165V59H167L168 57L167 56H169V57H171V55H170V52H172L171 54H174V53H176V50H178L177 48L178 47H182V46H184V47H186V48H190L189 50H190V52L192 51V50H195L194 52H195V54H197L196 53V50H198L199 51V53L200 52H202L203 53V56H204V54H205V56H204V58L206 57V61H205V64H206V62L208 61V62H211V60H212V58L210 57V56H212V55H207V53H205V52H207V51H205L206 50V44L207 43H205V41H204V43H201V42H203V41H201V42H199V40H197V42L196 41H192V39H191V36H190V40H189V38H188V36H187V38L188 39H185L184 37H177L176 35H174V34H172L171 33V35H168V36H165V35H163V31H161L160 29H158V27H157V25H156V27L154 26V24H152V23H150V21L148 22H145L144 20H142V17L141 18H139V17H136V16H132L131 15V11L129 10L128 11V9L130 8L129 6H125V4H127V3H125ZM135 2V1H134ZM154 2V1H153ZM157 2V1H156ZM155 2V3H156ZM162 2V1H161ZM168 3H169V1H167ZM202 2H204V1H202ZM140 3V2H139ZM171 3V2H170ZM174 3V2H173ZM178 3H180V2H178ZM190 3V2H189ZM194 3H195V1H194ZM193 3V4H194ZM196 3H197V1H196ZM205 3H206V1H205ZM217 3V2H216ZM220 3H222V2H220ZM137 4H138V2H137ZM142 4H143V2H142ZM151 4V3H150ZM162 4V3H161ZM192 4V3H191ZM198 4H201L200 3V1L197 3V4H195V5H198ZM208 4V3H207ZM210 4V3H209ZM211 4H212V2H211ZM226 4V3H225ZM232 5H231V7H232V9H229V10H232V11H230L229 13H231V15H229V20H230V22H231V18L232 17H234V19H235V17L236 16H238L239 15V13L238 12H240V14L242 13V15H244L245 13L244 12H246V13H249V15L250 14H253L255 17L252 19V18H250L251 17V15L250 16H247V18H248V20L246 19V18H244V17H246V15H244L243 16V22H245L246 20H247V22H249L248 23V25L246 24V23H244V26H243V28L245 27V24H246V28H247V26H248V28H249V30H250V32H248L249 33V35H247V33H245V37L246 36H249V37H247L248 39L249 38H251V41H252V39H253V41L255 40L256 42H257V44L258 45H261L260 47H262L263 49H264V5H263V0H235L234 1V3L232 2L231 3ZM139 5H141V4H139ZM144 5H146V4H144ZM149 5V4H148ZM151 5H153V4H151ZM150 5V6H151ZM173 5V4H172ZM179 5V4H178ZM177 5V6H178ZM182 5H184V4H180V6H182ZM202 5H204L203 3H202ZM214 5V4H213ZM218 5V4H217ZM228 5V4H227ZM125 6V7H124ZM131 6H133V5H131ZM176 6V7H177ZM199 6V5H198ZM201 6V5H200ZM221 6V8H222V5H220ZM202 7V6H201ZM204 7H205V5H204ZM207 7H209V6H207ZM213 7V6H212ZM215 7H216V4H215ZM227 7V6H226ZM230 6H229V8H231ZM123 8H124V10H123ZM162 8V7H161ZM164 8H167V7H164ZM169 8V7H168ZM173 7H171V9H172ZM180 8V7H179ZM223 8H224V6H223ZM133 9V8H132ZM150 9V8H149ZM152 9H155V8H152ZM183 9H185V7L183 8ZM188 8H186V10H187ZM193 9V8H192ZM217 9V8H216ZM218 9H220L219 7H218ZM225 9V8H224ZM227 9V8H226ZM151 10V9H150ZM194 10V9H193ZM203 10V9H202ZM210 10V9H209ZM208 10V11H209ZM212 10V9H211ZM222 10V9H221ZM243 10H244V12H243ZM174 11H175V9H174ZM179 11V10H178ZM189 11V10H188ZM190 11H191V9H190ZM204 11V10H203ZM220 11V10H219ZM226 11V10H225ZM224 11V12H225ZM132 12H133V10H132ZM135 12V11H134ZM151 12V11H150ZM153 12V11H152ZM183 12V11H182ZM202 12V11H201ZM206 12V11H205ZM212 12V11H211ZM210 12V13H211ZM139 13V12H138ZM156 13V12H155ZM159 13H160V11H159ZM179 13V12H178ZM181 13V12H180ZM189 13V12H188ZM203 13V12H202ZM228 13V12H227ZM227 13H225V14H227ZM244 13V14H243ZM134 14V13H133ZM140 14V13H139ZM138 14V15H139ZM150 14V13H149ZM148 14V15H149ZM156 14H158V13H156ZM156 14H154V15H156ZM185 14V13H184ZM194 14V13H193ZM205 14V13H204ZM208 14V13H207ZM219 14V13H218ZM218 14H217V16H218ZM221 14V13H220ZM223 14V13H222ZM235 14H238V15H236V16H234ZM175 14H173V16H174ZM180 15H182L183 16V13L182 14H180ZM211 15V14H210ZM213 15V14H212ZM211 15V16H212ZM233 15V16H232ZM248 15V14H247ZM140 16V15H139ZM142 16V15H141ZM161 16V15H160ZM164 16V15H163ZM167 16V15H166ZM171 16V15H170ZM179 16V15H178ZM178 16H177V18H178ZM189 16H191V15H189ZM196 16V15H195ZM194 16V17H195ZM206 16V15H205ZM225 16H227V15H225ZM256 16H258V17H256ZM145 17V16H144ZM150 17V16H149ZM157 17H159V16H157ZM162 17V16H161ZM161 17H160V19H161ZM174 17H176V16H174ZM192 17V16H191ZM199 17V16H198ZM201 17V16H200ZM156 18V17H155ZM186 18V17H185ZM204 18H206V17H204ZM203 18V19H204ZM209 18V17H208ZM221 18V17H220ZM219 18V19H220ZM224 18V17H223ZM222 18V19H223ZM228 18V17H227ZM257 18V19H256ZM258 18H259V20H260V22H259V20H258ZM113 19V20H112ZM157 19V18H156ZM170 19H172V18H170ZM202 19V18H201ZM224 19H226V17L224 18ZM246 19V20H245ZM116 20V19H115ZM124 22H123V21ZM150 20V19H149ZM163 20H164V18H163ZM174 20V19H173ZM196 20V19H195ZM209 20V19H208ZM233 20V19H232ZM236 20V19H235ZM234 20V21H235ZM242 20V19H241ZM245 20V21H244ZM144 21V22H143ZM167 21V20H166ZM189 20H186L185 21V23L186 22H188ZM199 21V20H198ZM207 21V20H206ZM224 21V20H223ZM233 21V22H234ZM158 22V21H157ZM162 22V21H161ZM160 22V23H161ZM190 22V21H189ZM193 22H194V20H193ZM202 22V21H201ZM201 22H199V23H201ZM205 22V21H204ZM220 22V21H219ZM227 22V21H226ZM113 24H117V23H114V22H112ZM195 23V22H194ZM207 23V22H206ZM213 23V22H212ZM212 23H210V24H212ZM216 23V22H215ZM215 23H214V25H215ZM229 23V22H228ZM227 23V24H228ZM237 23V22H236ZM239 23V22H238ZM120 24V26L121 27H123L122 25ZM159 24V23H158ZM174 24V23H173ZM188 24V23H187ZM196 24V23H195ZM194 24V25H195ZM217 24V23H216ZM226 24V23H225ZM224 24V25H225ZM118 25V24H117ZM117 25H116V29H119V27L117 28ZM162 25V24H161ZM166 25H167V23H166ZM170 25L172 26V24L170 23ZM181 25V24H180ZM183 25V24H182ZM185 25V24H184ZM198 25V24H197ZM202 25V23L199 25V26H201ZM214 25H210L211 26V28L213 27H216V26H214ZM223 25V26H224ZM231 25H233L232 24V22H231ZM101 26H102V28H101ZM170 26V27H171ZM218 26H219V24H218ZM225 26H227V25H225ZM239 26V25H238ZM114 27H113V29H114ZM123 27V28H124ZM134 27H133V29H134ZM169 27V26H168ZM169 27V28H170ZM173 27V26H172ZM177 27V26H176ZM189 27L191 28L192 27V25L190 26V24H189ZM195 27H196V25H195ZM195 27L193 26V28L195 29ZM202 27H204V26H202ZM236 27H237V24H236ZM98 28L96 29V30H98ZM126 28V27H125ZM132 28V27H131ZM162 28H164V26L162 27ZM168 28V29H169ZM174 28V27H173ZM179 28V27H178ZM218 28V27H217ZM234 28V27H233ZM245 28V32L246 31H248V29H246ZM110 29V30H109ZM115 29V30H116ZM129 29V28H128ZM184 29V28H183ZM214 29H216V28H214ZM219 29V28H218ZM222 29V28H221ZM232 29V28H231ZM235 29V28H234ZM233 29V30H234ZM85 30L86 31H88V32H91V33H88V32H85ZM95 30V31H96ZM115 30H111L110 31V33H111V35H112V32L113 31H115ZM130 30V29H129ZM172 30V29H171ZM185 30H186V27H185ZM190 30V29H189ZM211 30V29H210ZM236 30H237V28H236ZM240 30V29H239ZM100 31V32H101ZM119 31H121L120 29H119ZM119 31L117 32V30H116V32L115 33H119ZM131 31V30H130ZM167 31V30H166ZM179 31V30H178ZM184 31V30H183ZM192 31V30H191ZM221 31H223V29L221 30ZM229 31H231V30H229ZM242 31V30H241ZM244 31V30H243ZM242 31V32H243ZM66 32H68L69 34L66 36V37H64L66 34ZM92 32H94L93 33V35H91L92 34ZM97 32H99V31H97ZM131 32H134V30L133 31H131ZM177 32V31H176ZM175 32V33H176ZM186 32V31H185ZM190 32V31H189ZM204 32V31H203ZM209 32V31H208ZM224 32V31H223ZM223 32H221V33H223ZM233 32V31H232ZM86 33H88L89 35H91V38H90V36L88 37V35H84V34ZM114 33V34H115ZM123 33V32H122ZM126 33V32H125ZM193 33H194V30H193ZM196 33V32H195ZM198 33V32H197ZM206 33V32H205ZM211 33V32H210ZM215 33V32H214ZM220 33V32H219ZM226 33V32H225ZM237 33V32H236ZM235 33V34H236ZM65 34V35H64ZM75 34L74 35H72V36H75ZM84 35V37H82L83 35ZM99 34V33H98ZM97 34V35H98ZM101 34V33H100ZM113 34V35H114ZM169 34V33H168ZM179 34H180V32H179ZM191 34V33H190ZM204 34V33H203ZM234 34V35H235ZM78 35H77V37L75 36V38L73 37V39H78ZM102 35V38L103 39H105V36H103V34H101ZM104 35H106V34H104ZM107 35L109 36H107L106 37V39H108V40H104V43L105 42H108V41H110L109 39H111V37H112V39L111 40H113V39H115V38H117L115 35V38H113L114 36H111L110 37V34L109 33H107ZM125 35V34H124ZM128 35H129V32H128V34H126V36L128 37ZM132 35V34H131ZM138 35V36H139ZM181 35H183V33L181 34ZM192 35V34H191ZM197 35V34H196ZM202 35V34H201ZM206 35H208L207 33H206ZM205 35V36H206ZM210 35V34H209ZM225 35V34H224ZM226 35H228V31H227V33H226ZM230 35H231V33H230ZM238 36L237 37H239V34H237ZM241 35V34H240ZM100 36V35H99ZM139 36V38H141L142 39V37H140ZM180 36V35H179ZM184 36V35H183ZM193 36H195V35H193ZM204 36V37H205ZM222 36V35H221ZM243 36V35H242ZM85 37H86V39H85ZM101 37V36H100ZM100 37H98L97 39L99 40V38ZM120 37V36H119ZM130 37H134V34L132 35V36H129V38ZM135 37H136V35H135ZM134 37V38H135ZM197 37V36H196ZM203 37V38H204ZM209 37H211V35L209 36ZM224 37V36H223ZM236 37V36H235ZM64 38V39H63ZM66 38V39H65ZM123 38V37H122ZM121 37H120V41H122L121 39H122ZM125 38V37H124ZM184 38V39H183ZM201 38V37H200ZM200 38H197V39H200ZM202 38V39H203ZM212 38V40H213V43L215 42L216 43V37H215V34H214V36H212L211 37ZM242 38V37H241ZM240 38V39H241ZM69 39H71V38H69ZM69 39H67L68 41H69ZM78 39V40H79ZM96 39V40H97ZM118 39V38H117ZM117 39H115V41H113V42H117V44H115V46H113V44L114 43H112V41H111V43L110 42H108L109 44H107L108 45V48H109V46H111L112 45V47H113V49H114V47L116 48L117 47V45H118V50H119V48L121 47V49L123 48L122 47V45L123 44H120V42L119 41H117ZM133 39V38H132ZM193 39H195L196 40V38H193ZM201 39V40H202ZM210 39V38H209ZM222 39V38H221ZM227 39V38H226ZM234 39V38H233ZM239 39V40H240ZM80 40H79V42L76 40V42H78L79 44L81 43L82 44V42H80ZM94 40H92V41H94ZM95 40V41H96ZM128 40V39H127ZM135 40V39H134ZM134 40H132V41H134ZM138 40V39H137ZM143 40V39H142ZM141 40V41H142ZM148 40V41H147ZM206 40V39H205ZM218 40V39H217ZM90 41V40H89ZM100 42L102 41L103 42V40H99ZM99 41H97L98 43H99ZM124 42L123 43H125V40H123ZM136 41V40H135ZM143 41H145V40H143ZM210 41V43H212L211 42V39L209 40ZM233 41V40H232ZM250 41V40H249ZM252 41V44H254V42ZM75 42V41H74ZM101 42V43H102ZM118 42H119V44H118ZM128 42V41H127ZM127 42H126V45L127 46H129L130 48H132L129 44H127ZM207 42V41H206ZM238 42H240V41H238ZM256 42H255V45H257L256 44ZM49 43H51L52 45V47L50 48L47 44H49ZM69 43V42H68ZM70 43H71V40H70ZM73 43V42H72ZM71 43V45H73V46H75V44L73 43L72 44ZM78 43H76V45L78 44ZM85 43V42H84ZM98 43H96V44H98ZM136 43V42H135ZM138 43V42H137ZM142 43V42H141ZM143 43H145V42H143ZM142 43V44H143ZM156 43H158V42H156ZM218 43H219V41H218ZM237 43V42H236ZM242 43V42H241ZM244 43V42H243ZM247 43H248V40H247ZM63 44V43H62ZM77 45V46H80V45ZM86 44V43H85ZM84 44V45H85ZM91 44H92V42H91ZM96 44H95V46H93V47H96ZM106 44V43H105ZM134 44V43H133ZM153 44H155V43H153ZM160 44V45H161ZM209 44V43H208ZM65 45V44H64ZM68 45V44H67ZM83 45V46H84ZM101 45V44H100ZM102 45H104L103 43H102ZM101 45V46H102ZM140 45V44H139ZM159 45V44H158ZM157 45V46H158ZM161 45V46H162ZM203 45H206V46H203ZM219 44H216V46L217 47H215V49L216 48H218L219 46H218ZM231 46V48L232 49H230V51H231V53H234V52H232V50H233V45L232 44H230ZM241 45V44H240ZM257 45V46H258ZM59 46V45H58ZM76 46V47H77ZM86 46H87V44H86ZM85 46V47H86ZM91 46V45H90ZM120 46V47H119ZM127 46H125V44H124V49L127 47ZM133 46V45H132ZM137 46V45H136ZM145 46H146V44H145ZM153 46V45H152ZM245 46V45H244ZM252 46H254V45H252ZM70 47H72V46H70ZM88 47V46H87ZM100 47V46H99ZM106 47V46H105ZM104 47V49H106ZM128 47V48H129ZM134 47V46H133ZM142 47V46H141ZM147 47V46H146ZM148 47H149V44H148ZM209 47V46H208ZM221 47V46H220ZM227 47V46H226ZM234 47H236V46H234ZM260 47H257L258 49L260 48ZM60 48V47H59ZM65 48H67V47H65ZM89 48V47H88ZM97 48H98V46H97ZM127 48V49H128ZM129 48V49H130ZM143 48V47H142ZM153 48V47H152ZM151 48V49H152ZM161 48V47H160ZM58 49V48H57ZM71 49V48H70ZM75 49V48H74ZM90 49V48H89ZM92 49H94L95 50V48H91V50ZM113 49H111V50H113ZM120 49V50H121ZM133 49V48H132ZM136 50H139V48L137 49V47L135 48ZM141 49V48H140ZM150 49V48H149ZM154 49V48H153ZM222 49V48H221ZM256 49V48H255ZM257 49V50H258ZM261 49V48H260ZM63 50V49H62ZM61 50V51H62ZM78 50V49H77ZM76 50V51H77ZM83 50H85L84 49V47H83ZM100 50H101V48H100ZM116 50H117V48H116ZM117 50V51H118ZM123 50V49H122ZM134 50V49H133ZM155 50H156V48H155ZM158 50V49H157ZM181 50V49H180ZM212 50V49H211ZM223 50V49H222ZM237 50V49H236ZM61 51H60V53H61ZM76 51H73V53L75 52V54H73V53H71V55L72 56H74V55H76L77 53H76ZM81 51V50H80ZM80 51H77V52H80ZM97 51V50H96ZM101 51H103V50H101ZM110 51V50H109ZM129 51V50H128ZM127 51V52H128ZM131 51V50H130ZM141 51H143V49H141ZM141 51L139 52V53H141ZM183 51V50H182ZM215 51V50H214ZM216 51H218V54L221 52L220 51V48H219V50L218 49H216ZM234 51V50H233ZM238 51V50H237ZM244 52H245V48H244V50H243ZM260 51V50H259ZM63 52V51H62ZM68 52V51H67ZM84 52V51H83ZM89 52V51H88ZM98 52V51H97ZM100 52V51H99ZM111 52V51H110ZM113 52H115V55H116V53L118 54V52H116V51H113ZM112 52V53H113ZM126 52V51H125ZM126 52V53H127ZM144 52V51H143ZM156 52V51H155ZM159 52V51H158ZM180 53H181V51H179ZM193 52V51H192ZM191 52V53H192ZM255 52V51H254ZM56 53V52H55ZM58 53H59V50H58ZM65 53V52H64ZM81 54H82V52H80ZM92 53V52H91ZM105 53L107 54V51H105ZM104 53V54H105ZM120 53V52H119ZM124 53V52H123ZM123 53H121V54H123ZM134 53V52H133ZM139 53H137V54H139ZM216 53V52H215ZM214 53V54H215ZM227 53H228V51H227ZM264 53V52H263ZM262 53V54H263ZM66 54V53H65ZM79 54V53H78ZM86 54H87V52H86ZM89 54H90V52H89ZM101 54V53H100ZM127 54H129V53H127ZM130 54H132V52H130ZM129 54V55H130ZM137 54L135 55V54H133V55H135V56H137ZM147 54V55H148ZM156 54V53H155ZM154 54V55H155ZM158 54V53H157ZM194 54V53H193ZM192 54V55H193ZM195 54L192 56V57H189V59H187L186 58V56L183 58V59H187L186 61H187V63H188V66H185V68H186V70H187V68H188V70L187 71H185L184 72V74H182L183 76H180V78H181V81H184V82H186V84L183 82V84L182 85H187V82H191V81H195L196 79H199V80H201V78H203V74L201 73L202 72V69H204L203 67H202V63L201 62H193L194 60L192 59V58H194L195 57ZM213 54V53H212ZM213 54V55H214ZM221 54V53H220ZM222 54H223V51H222ZM239 54V53H238ZM243 54H246V53H243ZM258 54V53H257ZM261 54V53H260ZM59 55H61V54H59ZM63 55V54H62ZM82 55H84V53L82 54ZM99 55V54H98ZM109 55H110V53H109ZM112 55V54H111ZM120 55V54H119ZM180 55V54H179ZM181 55H183V54H181ZM235 55V54H234ZM241 55V54H240ZM248 55V54H247ZM256 55V54H255ZM65 56V55H64ZM69 55H67L66 57H68ZM77 56V55H76ZM79 56V55H78ZM92 56V55H91ZM94 56H95V54H94ZM97 56V55H96ZM108 56V55H107ZM116 56H118V55H116ZM123 56V55H122ZM142 56V55H141ZM175 56H178V54L176 53V55ZM191 56V55H190ZM197 56V55H196ZM229 56V55H228ZM236 56V55H235ZM81 57H83V59H84V56H81ZM86 57V56H85ZM100 57V56H99ZM110 57V56H109ZM126 57V56H125ZM127 57H130V56H127ZM140 57V56H139ZM164 57H166V58H164ZM183 57V56H182ZM199 57V56H198ZM212 57H214V56H212ZM224 57V56H223ZM238 57V56H237ZM254 57H256V56H254ZM76 58V57H75ZM79 58V57H78ZM87 58V57H86ZM87 58V59H88ZM101 58V57H100ZM112 58V57H111ZM132 58V57H131ZM133 58H134V56H133ZM155 58V59H154ZM164 58V59H163ZM173 58V57H172ZM174 58H176V57H174ZM178 58H179V56H178ZM200 58H202V57H200ZM260 59H261V56L259 57ZM263 58V57H262ZM83 59H77V61L78 60H83ZM125 59V58H124ZM128 58H126V60H127ZM139 59V58H138ZM158 59H159V57H158ZM177 59V58H176ZM182 59V58H181ZM182 59V60H183ZM221 59V58H220ZM219 59V60H220ZM226 59V58H225ZM228 59V58H227ZM230 59V58H229ZM241 59H243V58H241ZM240 59V60H241ZM246 59L248 60V57H246ZM254 59H256V58H254ZM73 60V59H72ZM85 60V59H84ZM111 60H113V59H111ZM132 60V59H131ZM135 60H137L136 59V57H135ZM134 59H133V61H135ZM140 60V59H139ZM139 60H137L138 62H139ZM161 60V59H160ZM170 60V59H169ZM173 60H175V59H172V61ZM181 60V61H182ZM204 60V59H203ZM223 60V59H222ZM221 60V61H222ZM239 60V61H240ZM244 60V59H243ZM259 60V59H258ZM257 60V61H258ZM24 61H26L25 63H24ZM67 61V60H66ZM87 61H86V63H87ZM101 61V62H100ZM110 61V60H109ZM132 61V63L134 64V62ZM136 61V62H137ZM143 61V60H142ZM185 61V62H186ZM202 61V60H201ZM213 61V60H212ZM236 61V60H235ZM256 61V60H255ZM36 62H37V64L38 63H40L39 65H38V67L35 65L36 64ZM42 62V63H41ZM71 62V61H70ZM69 62V63H70ZM85 62V61H84ZM83 61H81V64H83L84 63ZM100 62V63H99ZM107 62H108V60H107ZM118 62V61H117ZM116 62V66H117V63ZM129 62V63H128ZM127 63L128 64H130V61H128ZM141 62V61H140ZM160 62V63H159ZM164 62V63H163ZM167 62V61H166ZM185 62H184V64H185ZM207 62V63H208ZM215 62H216V60H215ZM219 62V61H218ZM240 62H242V61H240ZM244 62H245V60H244ZM77 63V62H76ZM75 63V64H76ZM109 63V62H108ZM132 63L130 64V66L132 65ZM142 63H144V61L142 62ZM141 63V64H142ZM169 63V62H168ZM175 64H176V61L174 62ZM183 63V62H182ZM214 63V62H213ZM221 62H219L218 64H220ZM230 63V62H229ZM238 63V62H237ZM237 63H235V64H237ZM253 63V62H252ZM23 64H24V66L27 64H29V67L28 66H26L27 67V69L26 70H28L29 68V71H25L24 69H25V67L23 66ZM66 64V63H65ZM107 64V63H106ZM105 64V65H106ZM113 64V63H112ZM115 64V63H114ZM124 64V63H123ZM136 64H138V63H136ZM140 64V65H141ZM146 64H147V62H146ZM163 64H164V66H163ZM172 64V63H171ZM183 64V65H184ZM204 64V65H205ZM258 64V63H257ZM80 65V62L78 61V66ZM83 65H85L84 66V69H86V68H88L87 66H86V64L84 63ZM108 65V64H107ZM139 64H138V66H140ZM149 65H151V64H149ZM153 65V66H154ZM155 65V66H156ZM174 65V64H173ZM177 65V64H176ZM203 65V66H204ZM215 65H217L216 63H215ZM214 65V66H215ZM222 65V64H221ZM224 65V64H223ZM226 65V64H225ZM229 65H231L232 66V64H229ZM249 65V64H248ZM35 66V67H34ZM115 66V65H114ZM113 66V67H114ZM119 66V65H118ZM153 67V69L154 68H156V67ZM171 66V65H170ZM178 66H180V64L178 65ZM182 66V65H181ZM208 66V65H207ZM210 66H212V64L210 65ZM236 66V65H235ZM246 66V65H245ZM260 66V65H259ZM37 67V68H36ZM86 67V68H85ZM108 67H109V65H108ZM111 68H112V66H110ZM123 67V66H122ZM144 67V66H143ZM143 67H141V68H143ZM150 68H151V66H149ZM157 67V68H158ZM167 67V66H166ZM174 67V66H173ZM217 67H219V65L217 66ZM216 67V68H217ZM223 67V66H222ZM225 67V66H224ZM233 67V66H232ZM246 67H248V66H246ZM264 67V66H263ZM100 68H103V67H100ZM128 68H129V66H128ZM131 68V67H130ZM133 68V67H132ZM138 68H140V67H138ZM150 68L149 69H147L146 68V70H149L150 71V74H151V72L153 71H151L150 70ZM156 68V69H157ZM214 68V67H213ZM236 68V67H235ZM97 69V68H96ZM95 69V70H96ZM108 69V68H107ZM110 69V68H109ZM117 69V68H116ZM134 69H136V68H133V71H134ZM143 69H145V68H143ZM166 69V68H165ZM169 69V68H168ZM175 69V68H174ZM180 69V68H179ZM209 69V68H208ZM212 69V68H211ZM248 69V68H247ZM256 69V68H255ZM87 70H89V68L87 69ZM102 70V69H101ZM113 70V69H112ZM120 70V69H119ZM130 70V69H129ZM128 70V71H129ZM132 70V69H131ZM137 70V69H136ZM158 70V69H157ZM159 70H160V68H159ZM171 69H169L168 71H167V69L165 70L166 71V74H167V72H171L172 70H173V68H172V70L170 71ZM176 70H177V68H176ZM206 72H207V67H206ZM210 70V69H209ZM209 70H208V72H209ZM219 70V69H218ZM223 70H226V69H223ZM258 70H260L259 69V67H258ZM264 70V69H263ZM97 71V70H96ZM107 71V70H106ZM115 71V70H114ZM113 71V72H114ZM118 71V70H117ZM122 71L123 70H121L120 72V76H118V74L119 73H117V77L118 78H116L117 80L115 81V84L116 83H118L117 85H119L120 83H122L123 84V82L122 81H124V84H123V86L122 87H124V85L125 84H127V82H126V79H125V77H127V74H128V79L130 80H134V78H136V79H139L138 77H136L135 76V74H134V76L135 77H131V76H133V75H131V74H133V73H131L130 74V72H128V71H125V72H128L127 74L126 73H122ZM154 71H156L155 69H154ZM162 71H164V69L162 70ZM165 71H164V73H165ZM174 71V70H173ZM230 71V70H229ZM235 71V70H234ZM242 71H243V68H242ZM245 71H246V68H245ZM254 71V70H253ZM92 72H93V70H92ZM136 72V71H135ZM139 72V71H138ZM141 72H143V71H140V76H141ZM146 72V71H145ZM144 72V73H145ZM160 72V71H159ZM176 72V71H175ZM205 72V71H204ZM203 72V73H204ZM205 72V73H206ZM212 72V71H211ZM210 72V73H211ZM237 72V71H236ZM260 72V71H259ZM97 73V72H96ZM99 73V72H98ZM105 73V72H104ZM137 73V72H136ZM153 73V72H152ZM204 73V74H205ZM215 74H216V71L214 72ZM234 73V72H233ZM238 73V72H237ZM240 73V72H239ZM242 73V72H241ZM254 73V72H253ZM252 73V74H253ZM256 73V72H255ZM254 73V74H255ZM93 74V73H92ZM95 74V73H94ZM100 74V73H99ZM116 74V73H115ZM138 74V73H137ZM156 74V73H155ZM159 74V73H158ZM162 74V73H161ZM171 74H172V72H171ZM179 75H180V73H178ZM202 74V75H201ZM212 74V76H213V72L211 73ZM228 74V73H227ZM245 74V73H244ZM248 74V73H247ZM254 74L252 75L253 77H254ZM260 74V73H259ZM263 75H264V73H262ZM131 75V76H130ZM147 75H149V74H147ZM208 75V74H207ZM216 75H218V74H216ZM216 75H214V76H216ZM222 75H224V74H222ZM230 75V74H229ZM241 75V74H240ZM93 76V75H92ZM98 76V75H97ZM111 76V75H110ZM112 76H114V75H112ZM111 76V78H113ZM139 76V77H140ZM144 76H145V74H144ZM153 76V75H152ZM155 76V75H154ZM167 76V75H166ZM165 76V77H166ZM177 76V75H176ZM175 76V77H176ZM225 76V75H224ZM227 76V75H226ZM235 76V75H234ZM238 76V75H237ZM237 76H236V78H237ZM242 76H243V74H242ZM246 76V75H245ZM257 76V75H256ZM114 77H116V76H114ZM120 77V78H119ZM143 77V76H142ZM147 77V76H146ZM150 77V76H149ZM148 77V78H149ZM164 76H162V78H163ZM164 77V78H165ZM168 77H170V76H168ZM173 77V76H172ZM171 77V78H172ZM211 77V76H210ZM219 77V76H218ZM248 77H250V76H248ZM248 77H246L247 79H248ZM262 77V76H261ZM95 78V77H94ZM147 78V79H148ZM152 78V77H151ZM154 78V77H153ZM152 78V79H153ZM224 78V77H223ZM232 78V77H231ZM244 78V77H243ZM264 77H262L261 78V80L263 79ZM38 79V84L37 85H39V83H40V86L43 88V87H45L44 85H46L50 90H49V92H47L46 91V93L45 94H42V95H44V96H42V95H40V93H42V92H45V88L43 89V91H42V89L41 88H37V86H36V80ZM39 79H40V81H39ZM146 79V78H145ZM151 79V80H152ZM214 79H215V77H214ZM217 79V78H216ZM220 79V78H219ZM251 79H253V78H251ZM257 79H258V77H257ZM113 80H115V79H113ZM112 80V81H113ZM128 80V81H129ZM129 81L130 82V84H129V82H128V84L132 87V85L134 84L133 82L135 81L136 82V80H132V81ZM150 80V79H149ZM148 80V81H149ZM157 80V79H156ZM155 80V81H156ZM173 80H176V79H173ZM211 80V79H210ZM231 80V79H230ZM244 80V79H243ZM248 80H250V79H248ZM254 80V79H253ZM44 82V85L42 84L43 82ZM108 81H110V86H108V84H107V82ZM137 81H139V80H137ZM141 81V80H140ZM144 81V80H143ZM155 81H154V84H151L150 82H146L148 85H149V88H147V92H145V90H144V93H146V94H143V90L139 87L138 88V90H137V88H134L135 90H137L136 92L137 93H139L138 95L140 96L141 94H140V91H142V94H143V96L141 95L140 97H142V98H144L147 94H149V95H147V97H150V95L152 96V98H154L153 96L154 95H156V93L158 92H161V86H156L157 84L155 83ZM169 81H170V79H169ZM169 81H167V82H169ZM172 81V80H171ZM170 81V82H171ZM177 81V80H176ZM197 81V80H196ZM216 81V80H215ZM264 81V80H263ZM132 82V83H131ZM159 81H157V83H158ZM162 82V81H161ZM164 82V81H163ZM179 82V84L180 83H182V82H180V80L178 81ZM177 82V83H178ZM201 82V81H200ZM207 82H209V81H207ZM212 82V81H211ZM221 82V81H220ZM219 82V84H221ZM253 82V81H252ZM46 83V84H45ZM140 84H142V82H139ZM177 83H174V84H177ZM192 83V82H191ZM202 83V82H201ZM234 83V82H233ZM242 83V82H241ZM258 83V82H257ZM256 83V84H257ZM42 84V85H41ZM49 86H48V85ZM132 84V85H131ZM137 84H138V82H136V85L135 86H137ZM140 84L138 85V86H140ZM143 84H144V82H143ZM142 84V85H143ZM163 84V83H162ZM169 84V83H168ZM228 84H229V82H228ZM114 84H112V86H113ZM129 85H128V87H129ZM145 85V87H146V84H144ZM160 85V84H159ZM181 85V86H182ZM190 85V84H189ZM203 85V84H202ZM211 85V84H210ZM218 85V84H217ZM222 85V84H221ZM232 85H234V84H232ZM231 85V87H234V86H232ZM236 85V84H235ZM238 85H240V83L238 84ZM244 85V84H243ZM120 86V85H119ZM119 86H117V87H119ZM126 87L125 88H127V85H125ZM163 86V85H162ZM173 86V85H172ZM195 86V85H194ZM198 86V85H197ZM207 86V85H206ZM212 86H214V85H212ZM216 86V85H215ZM241 86V85H240ZM254 86V85H253ZM130 87V88H131ZM142 88H143V86H141ZM148 87V86H147ZM177 87H179V85L177 86ZM183 87V86H182ZM190 87V86H189ZM208 87V86H207ZM218 87V86H217ZM244 87H246V86H244ZM249 87V86H248ZM251 87V86H250ZM257 87V86H256ZM113 88H114V86H113ZM166 88V87H165ZM169 88H170V85H169ZM185 88V87H184ZM190 88H194L193 86L192 87H190ZM201 88V87H200ZM224 88V87H223ZM253 88V87H252ZM262 88V87H261ZM264 88V87H263ZM176 89V88H175ZM192 89H190L191 90V92H192ZM194 89H196V88H194ZM199 89V88H198ZM211 90H212V88H210ZM209 89V90H210ZM234 89V88H233ZM249 89V88H248ZM248 89H247V91H248ZM46 90H48V89H46ZM112 90V89H111ZM115 90V89H114ZM118 90V89H117ZM119 90H121V89H119ZM130 90V89H129ZM133 90V89H132ZM165 90V89H164ZM170 90V89H169ZM183 90V89H182ZM197 90V89H196ZM196 90H195V92L193 91V93H196ZM206 90H207V88H206ZM219 90V89H218ZM236 90V89H235ZM238 90V89H237ZM263 90V89H262ZM262 90H261V92H262ZM41 91V92H40ZM166 91V90H165ZM171 91V90H170ZM176 91V90H175ZM186 91V90H185ZM214 91H215V89H214ZM217 91V90H216ZM227 91V90H226ZM229 91V90H228ZM121 92V91H120ZM129 92V91H128ZM167 92V91H166ZM173 92V91H172ZM184 92V91H183ZM182 92V93H183ZM199 92V91H198ZM209 92V91H208ZM219 92H221V91H218L217 93H219ZM234 92H238V91H234ZM115 93V92H114ZM162 93V92H161ZM176 93V92H175ZM179 93H180V90H179ZM200 93V92H199ZM222 93H223V91H222ZM241 93V92H240ZM248 93V92H247ZM246 93V94H247ZM251 93V92H250ZM257 93H258V91H257ZM263 93V92H262ZM119 94V93H118ZM133 94V93H132ZM160 94V93H159ZM166 93L164 92V95H165ZM173 94V93H172ZM177 94V93H176ZM175 94V95H176ZM189 94H190V92H189ZM242 94V93H241ZM158 95V94H157ZM161 95H163V94H161ZM163 95V96H164ZM186 95L187 94H185V97H186ZM196 95V94H195ZM198 95V94H197ZM201 95V94H200ZM209 95V94H208ZM220 95V94H219ZM240 95V94H239ZM245 95V94H244ZM254 95H256V94H253V97H254ZM113 96H114V94H113ZM166 96H169V95H167L166 94ZM165 96V97H166ZM173 96V95H172ZM182 96H184V93H183V95ZM189 96V95H188ZM203 96H204V94H203ZM205 96H206V93H205ZM215 96H216V93H215ZM221 96V95H220ZM222 96H224V95H222ZM228 96V95H227ZM226 96V97H227ZM258 96V95H257ZM139 97V98H140ZM147 97H146V99H145V102L147 101ZM155 97H157V96H155ZM160 97V96H159ZM176 97V96H175ZM200 97V96H199ZM225 97V96H224ZM223 97V98H224ZM241 97V96H240ZM251 97V96H250ZM264 97V96H263ZM164 98V97H163ZM162 98V99H163ZM169 98V97H168ZM190 98V97H189ZM196 98H198V97H196ZM211 98V97H210ZM214 98V100H215V98L216 97H213ZM234 98H235V96H234ZM236 98H238V97H236ZM248 98H249V96H248ZM252 98V97H251ZM259 98H262V97H259ZM156 99V98H155ZM161 98L159 99V101L160 100H162ZM165 99V98H164ZM172 99V98H171ZM170 99V100H171ZM176 99V98H175ZM181 100H182V98H180ZM206 99H208V98H206ZM217 99V98H216ZM231 99V98H230ZM141 100V99H140ZM142 100H144V99H142ZM148 100H149V98H148ZM154 100V99H153ZM169 100V99H168ZM178 100V99H177ZM180 100V101H181ZM186 100V102H187V99H185ZM184 100V101H185ZM198 100H200V99H198ZM197 100V101H198ZM213 100V99H212ZM221 101H222V99H220ZM220 100L218 101H216V102H220ZM223 100H225V98L223 99ZM226 100H227V98H226ZM233 100V99H232ZM235 100V99H234ZM263 100V99H262ZM158 101V100H157ZM156 101V102H157ZM171 101H173V100H171ZM179 101V100H178ZM177 101V102H178ZM179 101V102H180ZM188 101H190V100H188ZM196 101V102H197ZM211 101V100H210ZM241 101V100H240ZM244 101H245V99H244ZM249 101V100H248ZM252 101V100H251ZM253 101H254V99H253ZM143 103H142V105H144V101H142ZM150 102H151V97H150ZM149 101L148 102H146L147 104H149L150 103ZM155 102V101H154ZM168 102V101H167ZM175 102H176V100H175ZM178 102V103H179ZM183 102V101H182ZM194 102V101H193ZM200 102V101H199ZM202 102V101H201ZM205 102H207V101H205ZM213 102V101H212ZM223 102H225V101H223ZM237 102H239V101H237ZM257 102V101H256ZM260 102H261V100H260ZM140 103H141V101H140ZM152 103V102H151ZM150 103V105L152 106V104ZM158 103V102H157ZM165 103V102H164ZM181 103V102H180ZM195 103V102H194ZM213 103H215V102H213ZM226 103V102H225ZM229 102H227V104H228ZM233 103V102H232ZM242 104H243V101L241 102ZM247 103V102H246ZM146 104V105H147ZM161 104H163L162 102H160V105ZM172 104H174V102L172 103ZM182 104H185V102L184 103H182ZM182 104H180V105H182ZM193 104V103H192ZM204 104V103H203ZM207 104V103H206ZM209 104V103H208ZM217 104V103H216ZM230 104V103H229ZM252 104H253V102H252ZM262 104V103H261ZM264 104V103H263ZM138 105V106H137ZM154 105V104H153ZM155 105H156V103H155ZM159 105V106H160ZM169 105V104H168ZM170 105H171V103H170ZM197 105V104H196ZM211 105V104H210ZM209 105V106H210ZM221 105V104H220ZM225 105V104H224ZM233 105H235L236 106V104H233ZM238 105H239V103H238ZM257 105V104H256ZM260 105V104H259ZM158 106V105H157ZM208 106V107H209ZM213 106V105H212ZM241 106V105H240ZM252 106H254V105H252ZM261 106V105H260ZM167 107V106H166ZM179 107V106H178ZM177 107V108H178ZM214 107V106H213ZM220 108H222L221 106H219ZM225 107V106H224ZM223 107V108H224ZM233 107V106H232ZM231 107V108H232ZM259 107V106H258ZM148 108V107H147ZM170 108V107H169ZM172 108V107H171ZM180 108V107H179ZM190 108V107H189ZM204 108V107H203ZM210 108V107H209ZM219 108V110H221ZM234 108V107H233ZM245 108V107H244ZM251 108V107H250ZM142 109H143V107H142ZM186 109V108H185ZM195 109V108H194ZM198 109V108H197ZM214 109V108H213ZM230 109V108H229ZM235 109H237V108H235ZM256 109V108H255ZM152 110H154V109H152ZM156 110V109H155ZM154 110V111H155ZM175 110H177L178 111V109H176L175 108ZM212 110V109H211ZM214 110H216V109H214ZM228 110V109H227ZM241 110V109H240ZM240 110H239V112H240ZM247 110V109H246ZM259 111V109H256V111ZM261 110H262V108H261ZM145 111H146V109H145ZM172 111V110H171ZM206 111V110H205ZM209 111V110H208ZM249 111V110H248ZM253 111V110H252ZM255 111V112H256ZM147 112H149L148 110H147ZM169 112V111H168ZM176 112V111H175ZM179 112H180V110H179ZM186 112V111H185ZM203 112V111H202ZM216 112V111H215ZM231 112V111H230ZM229 112V113H230ZM238 112V111H237ZM254 112V111H253ZM163 114H164V112H162ZM189 113H191L190 111H189ZM189 113H188V115H189ZM197 113V112H196ZM207 113H209V112H207ZM222 113H223V111H222ZM225 113V112H224ZM224 113H223V116H224ZM241 113V112H240ZM240 113H239V115H240ZM245 113V112H244ZM215 114V113H214ZM233 114V113H232ZM243 114V113H242ZM118 115V117L116 118V116ZM187 115V116H188ZM237 115V114H236ZM238 115V116H239ZM247 115V114H246ZM249 115H251V113L249 114ZM259 115V114H258ZM186 116V115H185ZM199 116H200V114H199ZM205 116H206V114H205ZM209 116V115H208ZM217 116V115H216ZM221 116V115H220ZM219 116V117H220ZM232 116V115H231ZM237 116V117H238ZM243 116V118H244V115H242ZM252 116H254V115H252ZM190 117V116H189ZM202 117V116H201ZM204 117V116H203ZM215 117V116H214ZM263 117H264V115H262V116H257V115H255L254 116V121H255V123H258V125L257 126H260V124H262L263 122H264V119H263ZM14 118H15V120H14ZM116 118V119H115ZM249 118H250V116H249ZM115 119V120H114ZM201 119V118H200ZM234 119H235V117H234ZM245 119V118H244ZM248 119V118H247ZM7 121L8 123H10L11 121H13V122H11L10 124H8L7 123V125H6V122L5 121ZM117 120V121H116ZM196 120H199V118L198 119H196ZM213 120V119H212ZM250 120H252V118L250 119ZM14 121H15V123H14ZM206 121V120H205ZM211 121V120H210ZM215 121H217V119L216 120H214V122ZM233 121V118L232 119H229V118H226V116L225 117H223L222 119H220L219 121H218V123L220 124L219 126H222V125H224L225 126V124H229V125H231L230 124V122H232ZM253 121V122H254ZM3 122H5V123H3ZM35 122L38 124V127H31L32 125H34L35 124ZM109 122V123H110ZM207 122V121H206ZM242 122V121H241ZM244 122H245V120H244ZM252 122V121H251ZM34 123V124H33ZM195 124H196V122H194ZM199 123V122H198ZM210 123H212V122H210ZM248 123V122H247ZM37 124H35L34 126H36ZM193 124V123H192ZM199 124H201V123H199ZM204 124V123H203ZM202 124V125H203ZM207 124V123H206ZM233 124V123H232ZM234 124H236V123H234ZM246 124V123H245ZM244 124V125H245ZM252 124V123H251ZM3 125V127L2 128H5V126ZM40 125V126H39ZM216 125H217V123H216ZM243 124H241V126H242ZM250 125V124H249ZM256 125V124H255ZM254 125V126H255ZM11 126V127H12ZM192 126V125H191ZM196 126V125H195ZM199 126V125H198ZM205 126V125H204ZM209 125H207L206 127H208ZM226 126H228V125H226ZM233 126V125H232ZM237 126V125H236ZM235 126V127H236ZM246 126H248V124L246 125ZM256 126V127H257ZM200 127V126H199ZM202 127V126H201ZM206 127H204V130H206V129H208V128H206ZM214 127H215V125H214ZM228 127H230V126H228ZM243 127H245V126H243ZM252 127V126H251ZM190 128H192V127H190L189 126V129ZM195 128V127H194ZM194 128H193V130H194ZM206 128V129H205ZM249 128V127H248ZM255 128V127H254ZM260 128V127H259ZM12 129V128H11ZM10 129V130H11ZM39 129V128H38ZM38 129L36 130V131H38ZM41 129H39V130H41ZM212 129H214V128H212ZM222 129H223V127H222ZM261 129V128H260ZM4 130V129H3ZM5 130H6V128H5ZM44 130H41V131H44ZM141 130V131H140ZM193 130H191V131H193ZM195 130H198V129H196L195 128ZM200 130V129H199ZM209 130V129H208ZM221 130V129H220ZM231 130V129H230ZM233 130V129H232ZM250 130V129H249ZM255 130H257V129H255ZM20 131V130H19ZM113 131V130H112ZM114 131H116V130H114ZM133 131V132H134ZM201 131V130H200ZM215 131V130H214ZM213 131V132H214ZM218 131H219V129H218ZM222 131V130H221ZM223 131H224V129H223ZM259 131V130H258ZM262 131H264V130H261V132ZM4 132V131H3ZM3 132H0V133H3ZM6 132V131H5ZM12 132H14V131H12ZM119 132V131H118ZM136 132V133H137ZM137 133V135L138 134H140V133ZM142 132H141V134H142ZM203 133L205 132V131H202ZM253 132V131H252ZM33 133V132H32ZM36 133V132H35ZM38 133V132H37ZM37 133L35 134V135H37ZM40 133H42V132H40ZM44 133V134H45ZM109 133H111L110 131H109ZM113 133V132H112ZM111 133V134H112ZM120 133V132H119ZM191 133V132H190ZM193 133H194V131H193ZM198 134H199V132H197ZM217 133V132H216ZM7 134H9V131L7 132ZM13 135H14V133H12ZM108 134V133H107ZM116 134V133H115ZM114 133H113V135H115ZM196 134V133H195ZM204 134H206V133H204ZM210 134H212L213 135V133H210ZM222 134V135H223ZM259 134V133H258ZM264 134V133H263ZM6 135V134H5ZM20 135V136H21ZM34 135V134H33ZM32 135V136H33ZM46 135V134H45ZM110 135V134H109ZM117 135V134H116ZM135 135V134H134ZM142 135H144V134H142ZM188 135V134H187ZM190 135H192L193 136V134L191 133ZM219 135V134H218ZM217 135V136H218ZM221 135V134H220ZM254 135H255V133H254ZM261 135V133L259 134V136ZM8 136V135H7ZM18 136V137H17ZM31 136V135H30ZM30 136H28L29 137V139H30ZM40 136V135H39ZM39 136L37 135V138H39ZM46 136V137H47ZM133 136V135H132ZM146 136V135H145ZM199 136V135H198ZM205 136V135H204ZM203 136V137H204ZM209 136H211V135H209ZM214 136V135H213ZM258 136V135H257ZM263 136V135H262ZM4 137V136H3ZM6 137V136H5ZM9 137V136H8ZM22 137H23V135H22ZM26 137V136H25ZM34 137V136H33ZM33 137H31V138H33ZM42 137V136H41ZM66 137H70L69 139H67ZM113 137V136H112ZM119 137V136H118ZM144 137V136H143ZM142 137V138H143ZM150 137V136H149ZM152 137H151V139H152ZM14 138V137H13ZM12 138V139H13ZM36 138V137H35ZM45 138V137H44ZM72 138H71V140H72ZM116 138H117V136H115V140H116ZM123 138V137H122ZM131 138H134V137H131ZM131 138H129V139H131ZM136 138V137H135ZM191 138V137H190ZM193 138V137H192ZM199 138V137H198ZM215 138V137H214ZM218 138V137H217ZM263 138V137H262ZM2 139V138H1ZM0 139V140H1ZM6 139V138H5ZM15 139V138H14ZM20 139V138H19ZM43 139V138H42ZM113 139H114V137H113ZM125 139V138H124ZM140 139V138H139ZM187 139V140H186ZM195 139H196V137H195ZM4 140V139H3ZM8 140V139H7ZM28 140V139H27ZM30 140H32V139H30ZM44 140H47V139H44ZM50 140V139H49ZM73 140V142H76L75 144L76 145H78L77 144V141L75 140L74 141ZM110 140V139H109ZM118 140V139H117ZM122 140V139H121ZM134 140V139H133ZM136 140V139H135ZM134 140V141H135ZM147 140V139H146ZM150 139H148V141H149ZM197 141H198V139H196ZM203 140H205L204 138H203ZM207 140V139H206ZM211 140V139H210ZM235 140H236V142L238 141V140H240L241 141V143L242 144H244L245 146H246V144L245 143H247V145H249L248 146V148L246 149L245 147H243L245 150H246V152L245 151H243V153L241 152L242 151V149H241V146H240V148H239V146L237 147L236 145L235 146H233V147H237L236 149H241V151H239V152H241L240 154H239V152L237 153V151L239 150H236L235 148H233L232 147V145H234V143L233 142H235ZM14 142H16V144H18L17 143V139H16V141L15 140H13ZM13 141H11L10 143H12ZM23 140H21V142H22ZM35 141V140H34ZM36 141H37V139H36ZM39 141H43V140H39ZM52 141H54V140H52ZM54 141V142H55ZM110 141H112V140H110ZM120 141V140H119ZM119 141H118V143H119ZM124 141V140H123ZM155 141V140H154ZM191 141V140H190ZM190 141H187V142H189V144H187V146H188V148H189V146H190V148H193V147H195V146H193L192 147V145L194 144V142H193V144L192 143H190ZM194 141V140H193ZM200 141V140H199ZM209 141V140H208ZM240 141H238L239 143H240ZM245 142V143H243V142ZM4 142H7V141H4ZM13 142V143H14ZM25 142H28V141H25ZM30 142V141H29ZM45 142V141H44ZM47 142V141H46ZM56 142H55V149H57L56 147ZM90 142L92 143V144H90ZM114 142H116V141H114ZM128 142V141H127ZM142 142V141H141ZM159 142H156L155 141V143H159ZM186 142V143H187ZM207 142V141H206ZM262 142V141H261ZM264 142V141H263ZM20 143V142H19ZM23 143V142H22ZM21 143V144H22ZM33 143V142H32ZM40 143V142H39ZM48 143H50V141H48ZM68 143H71V145H73L72 144V142H68ZM144 143V142H143ZM148 143V142H147ZM146 143V144H147ZM151 143L153 144V141H151ZM184 143V142H183ZM201 143V142H200ZM205 143V142H204ZM233 143V144H232ZM259 143V142H258ZM1 144V143H0ZM6 144V143H5ZM35 144H36V142H35ZM43 144V143H42ZM58 144H60L59 142H58ZM57 144V145H58ZM125 145H126V142L124 143ZM139 145L141 144V143H138ZM149 144V143H148ZM163 144L162 145H160L159 147L157 146V148H159V149H161V146L162 147H165V146H163ZM180 144V143H179ZM196 144H197V142H196ZM207 144V143H206ZM211 144H212V142H211ZM263 144V143H262ZM8 145H9V143H8ZM12 146V148H13V145L14 144H11ZM24 145V144H23ZM28 144H26L25 145V147L27 146ZM47 145V144H46ZM53 145H54V143H53ZM65 145V144H64ZM67 145V144H66ZM65 145V146H66ZM75 145V146H76ZM80 145V146H81ZM123 144H121V146H122ZM134 145V144H133ZM132 145V146H133ZM136 146H137V144H135ZM143 145V144H142ZM151 145V144H150ZM159 145V144H158ZM177 145V144H176ZM181 145V144H180ZM201 145H203V144H201ZM243 145V146H244ZM7 146V145H6ZM6 146H4V147H6ZM19 146H22V145H19ZM18 146V147H19ZM33 146V145H32ZM49 146H51L50 144L47 146L48 148H50ZM59 146V145H58ZM70 146V145H69ZM79 146V147H80ZM82 146H81V150H82ZM135 146V147H136ZM0 147H1V145H0ZM3 147V148H4ZM9 147H10V145H9ZM9 147H7V150H9ZM10 147V148H11ZM15 147V146H14ZM29 147V146H28ZM35 147H37L36 145H35ZM40 147H42L41 145H40ZM45 147V146H44ZM53 147V148H54ZM74 147V146H73ZM76 147H78V146H76ZM117 147V146H116ZM169 147H168V149H169ZM177 147V146H176ZM183 147H184V145H183ZM20 148V147H19ZM31 148V147H30ZM29 148V150H31ZM46 148V147H45ZM47 148V149H48ZM61 148V147H60ZM63 148V147H62ZM72 148V147H71ZM85 148H83V149H85ZM122 148H124V147H122ZM129 148H131V147H129ZM139 148V147H138ZM138 148H136V149H138ZM172 148V147H171ZM173 148H172V150H173ZM182 148V147H181ZM14 149V148H13ZM18 149V148H17ZM22 149H23V147H22ZM22 149H21V151H22ZM38 149V148H37ZM37 149H35V150H37ZM40 149V148H39ZM38 149V150H39ZM42 149H44V148H42ZM41 149V150H42ZM51 149H52V147H51ZM66 149V148H65ZM70 149V148H69ZM75 149V148H74ZM143 149V148H142ZM141 149V150H142ZM150 149V148H149ZM149 149L147 150V152L149 151ZM152 149V148H151ZM177 149V148H176ZM195 149H196V147H195ZM198 149V148H197ZM236 152V153H234V151ZM24 150H26V152H27V149H25L24 148ZM64 150V149H63ZM78 150V149H77ZM80 150V149H79ZM80 150V151H81ZM85 150H87V149H85ZM87 150V151H88ZM117 150V149H116ZM131 150V149H130ZM174 150H175V148H174ZM189 150V149H188ZM232 150V151H231ZM3 151V150H2ZM12 151V150H11ZM10 151V152H11ZM15 151V150H14ZM13 151V152H14ZM44 152H45V150H43ZM67 151V150H66ZM138 151V150H137ZM154 151V150H153ZM150 152V153H154V152ZM156 151V150H155ZM160 151V150H159ZM162 151V150H161ZM169 151V150H168ZM182 151V150H181ZM230 151L231 152H233L234 153V155H232L231 153H230ZM18 152V151H17ZM23 152V151H22ZM34 152V151H33ZM32 152V150H31V153H33ZM38 152H40V150L38 151ZM51 152V151H50ZM54 152V151H53ZM61 152V151H60ZM70 152V151H69ZM73 151H71L70 153H72ZM74 152H75V150H74ZM82 152H84L83 150H82ZM86 152V151H85ZM84 152V153H85ZM144 152V151H143ZM147 152H146V154H147ZM166 152H167V150H166ZM165 152V153H166ZM174 152V151H173ZM190 152V151H189ZM46 153V152H45ZM49 153V152H48ZM65 153V152H64ZM68 153V152H67ZM76 153V152H75ZM115 153H120V155H121V153L123 154V156H117ZM161 153V152H160ZM169 153H171V152H169ZM179 153V152H178ZM194 153V152H193ZM2 154V153H1ZM1 154H0V156H1ZM12 154V153H11ZM10 154V155H11ZM15 154H16V152H15ZM14 153H13V155H15ZM20 154V153H19ZM24 153H22V155H23ZM34 154H36L37 155V153H34ZM43 154V153H42ZM47 154V153H46ZM52 154V153H51ZM57 154H58V151H57ZM57 154H55V156L57 155ZM61 154V153H60ZM74 154V153H73ZM89 154H90V151H89ZM142 154H144V153H142ZM156 154V153H155ZM157 154H159L158 152H157ZM163 154V153H162ZM176 154H177V152H176ZM180 154H181V152H180ZM179 154V155H180ZM236 154V155H235ZM12 155V156H13ZM22 155L21 156H19L20 157V159H22L24 156H26V154L25 155H23V157H22ZM28 155H30V154H28ZM27 155V156H28ZM32 155V154H31ZM30 155V158H32V156ZM47 155H49V154H47ZM62 155V154H61ZM65 155H67V154H65ZM71 155V154H70ZM70 155H68V156H70ZM76 155V154H75ZM81 155V154H80ZM128 155V154H127ZM147 155H149V154H147ZM154 155V154H153ZM165 155H167V154H165ZM187 155V154H186ZM190 155V154H189ZM188 155V156H189ZM238 155V156H237ZM3 156V155H2ZM8 156V155H7ZM17 156V155H16ZM34 156V155H33ZM38 156V155H37ZM37 156H36V158H37ZM40 156H41V153H40ZM42 156H44V155H42ZM52 156V155H51ZM57 156H59V155H57ZM56 156V157H57ZM77 156H78V153H77ZM84 156H86L85 154H84ZM152 156V155H151ZM162 156H164V155H162ZM161 156V154H160V157H162ZM169 156V155H168ZM173 156V155H172ZM171 156V157H172ZM183 156H185V155H183ZM4 157V156H3ZM6 157V156H5ZM22 157V158H21ZM35 157V156H34ZM48 157V156H47ZM60 157V156H59ZM73 157V156H72ZM165 157H167V156H165ZM164 157V158H165ZM174 157V156H173ZM191 157V156H190ZM190 157H188V158H190ZM8 158H10V157H8ZM7 158V159H8ZM15 158H17L18 159V156L17 157H15ZM25 158V157H24ZM35 158V159H36ZM39 158V157H38ZM46 158V157H45ZM55 158V157H54ZM64 158V157H63ZM62 158V161L64 160ZM67 158V157H66ZM65 158V159H66ZM76 158V157H75ZM74 158V160L76 161L77 159H75ZM85 158L86 157H84L83 158V160H85ZM177 158H179V157H177ZM176 158V159H177ZM186 158V157H185ZM194 158V157H193ZM208 158V159H207ZM0 161H2V158L0 157ZM6 159V160H7ZM19 159V160H20ZM28 158H26V160H27ZM34 159V158H33ZM41 159H42V157H41ZM46 159H48V158H46ZM51 159V158H50ZM61 159V158H60ZM71 159V158H70ZM79 159H80V157H79ZM78 159V161H80ZM180 159V158H179ZM215 159V158H214ZM227 159V160H228ZM263 159V158H262ZM11 160H12V158H11ZM31 160V159H30ZM29 160V161H30ZM44 159H42V161H43ZM51 160H53V158L51 159ZM59 160V159H58ZM69 160V159H68ZM86 160V161H87ZM183 160H184V158H183ZM205 160V161H206ZM211 160H212V158H211ZM232 160V159H231ZM8 161H10V160H8ZM21 161H23V159L21 160ZM21 161H19V162H21ZM29 161H28V163H29ZM33 161V160H32ZM31 161V162H32ZM41 161V162H42ZM45 161V160H44ZM50 160H48V161H46V162H49ZM66 161V160H65ZM71 161V160H70ZM73 161V160H72ZM171 161V162H170ZM174 161H175V159H174ZM179 161V160H178ZM187 161V160H186ZM189 161V160H188ZM193 161V160H192ZM195 161H197V160H195ZM213 161V160H212ZM224 161V160H223ZM7 162V161H6ZM17 162V161H16ZM16 162L14 163V164H16ZM27 162V161H26ZM37 162V161H36ZM39 162V161H38ZM45 162V163H46ZM61 162V161H60ZM74 162V161H73ZM198 162V161H197ZM226 162V161H225ZM233 162H234V160H233ZM232 162V163H233ZM238 162V163H239ZM249 162V163H248ZM256 162V161H255ZM262 162V161H261ZM4 163H5V160H4ZM4 163H1V164H3L4 165ZM10 163V162H9ZM22 163V162H21ZM23 163H25V162H23ZM35 163V162H34ZM53 163V162H52ZM59 162H57V164H58ZM63 163V162H62ZM71 163V162H70ZM81 163V162H80ZM83 163H85V162H83ZM90 163V164H91ZM173 163H175V162H173ZM177 163V162H176ZM184 163V162H183ZM192 163V162H191ZM198 164L197 165V163L195 164V166L197 165V166H201V164ZM229 163H230V160H229ZM235 164H236V162H234ZM252 163V162H251ZM8 164V163H7ZM6 164V165H7ZM17 164H20V163H17ZM16 164V165H17ZM35 164H37V163H35ZM34 164V165H35ZM40 164V163H39ZM55 164V163H54ZM53 164V165H54ZM73 164V163H72ZM72 164H70V166L72 165ZM177 164H179V163H177ZM186 164V163H185ZM189 164H190V162H189ZM207 164V163H206ZM253 164V163H252ZM3 165H1V166H3ZM8 165H10L11 166V163L10 164H8ZM8 165H7V167H8ZM15 165V166H16ZM23 165V164H22ZM29 164H27V167H29L30 166V169L32 168L31 167V165H29ZM52 165V164H51ZM81 165V164H80ZM186 165H188V164H186ZM186 165H183V166H185V168H186ZM221 165H223V164H221ZM237 165H239V164H237ZM256 165V164H255ZM0 166V167H1ZM15 166H13V167H15ZM39 166V165H38ZM57 166V165H56ZM58 166H59V164H58ZM58 166L56 167V169L58 168ZM63 166V165H62ZM70 166H68V168L70 167ZM84 166H86V163H85V165ZM176 166V165H175ZM190 166V165H189ZM193 166V165H192ZM225 166V165H224ZM231 166V165H230ZM34 167V166H33ZM53 168H54V166H52ZM60 167V166H59ZM79 167V166H78ZM179 167V166H178ZM178 167H176V168H178ZM182 167V166H181ZM191 167V166H190ZM194 167V166H193ZM251 167V166H250ZM255 167V166H254ZM10 168V167H9ZM16 168V167H15ZM25 168V167H24ZM40 168H42V167H40ZM46 168V167H45ZM45 168H43V169H45ZM53 168L51 169V170H53ZM64 167H62V169H63ZM77 168V167H76ZM82 168V167H81ZM92 168H93V166H92ZM184 168V167H183ZM182 168V169H183ZM224 168V169H223ZM231 168H232V166H231ZM236 168H237V166H236ZM239 168H237V169H239ZM247 168V167H246ZM18 169V168H17ZM16 169V170H17ZM19 169H21V168H19ZM26 169V168H25ZM33 169V168H32ZM43 169H41V170H43ZM49 169H50V166H49ZM49 169H48V171H49ZM62 169H59L58 171H60V170H62ZM73 169V168H72ZM80 169V168H79ZM83 169V168H82ZM87 169L89 170L90 168H88L87 167ZM180 169V168H179ZM189 169V168H188ZM195 169H200V168H195ZM194 169V170H195ZM229 169V168H228ZM244 169V168H243ZM243 169H241L240 171H242ZM255 169H257V168H255ZM24 170V169H23ZM26 170H29V169H26ZM37 170H40V169H37ZM40 170V171H41ZM65 170V169H64ZM76 170V169H75ZM83 170H86V168L85 169H83ZM82 170V171H83ZM91 170H93V169H91ZM93 170V171H94ZM201 170V169H200ZM200 170H197V171H200ZM231 170H234L235 171V167L234 168H232ZM20 171V170H19ZM22 171V170H21ZM35 171V170H34ZM45 171H47V169H45ZM48 171H47V173H48ZM55 170H53V172H54ZM58 171H55V172H57L58 173ZM66 171V170H65ZM69 171V170H68ZM71 171H73V170H71ZM77 171H79L80 172V170H77ZM189 171V170H188ZM196 171V170H195ZM233 171V172H234ZM244 171H246V169L244 170ZM256 171V170H255ZM16 172V171H15ZM51 172V171H50ZM61 172V171H60ZM67 172V171H66ZM78 172V173H79ZM86 173H87V170L85 171ZM84 172V173H85ZM92 172V171H91ZM96 172V171H95ZM100 172V173H99ZM123 172V173H124ZM127 172V171H126ZM184 172V173H183ZM190 172V171H189ZM243 172V171H242ZM254 172V171H253ZM42 173V172H41ZM45 173V172H44ZM47 173H45V174H47ZM83 173V174H84ZM85 173V174H86ZM96 173V174H97ZM135 172H133V174H134ZM208 173H210L209 171H208ZM235 173H236V171H235ZM261 173V174H260ZM39 174V173H38ZM50 174V173H49ZM64 174V173H63ZM68 174H70V173H68ZM72 174V173H71ZM71 174H70V176H71ZM76 174H77V172H76ZM75 174V175H76ZM81 174V173H80ZM88 174V173H87ZM127 174H131L132 175V173L131 172H129V173H127ZM239 174H241L242 176H244L243 178H242V176L240 175L239 176ZM251 174V173H250ZM17 175V174H16ZM42 175V174H41ZM56 175V174H55ZM58 175H59V173H58ZM79 175V174H78ZM82 175V174H81ZM115 175L117 176V177H115ZM205 175H207V176H205ZM211 175V176H210ZM40 176V175H39ZM46 176V175H45ZM54 176V175H53ZM60 176V175H59ZM64 176H66V175H64ZM70 176H69V179H70ZM80 176V175H79ZM96 176H98V175H96ZM125 176H126V174H125ZM130 176V175H129ZM133 176V175H132ZM52 177V176H51ZM58 177V176H57ZM68 177V176H67ZM71 177H73V176H71ZM75 177H77V176H75ZM85 177H86V175H85ZM134 177V176H133ZM136 177V176H135ZM147 177V176H146ZM54 178V177H53ZM55 178H56V176H55ZM59 179L60 178H62V177H58ZM66 178V177H65ZM64 178V179H65ZM74 178V177H73ZM82 178H83V176H82ZM96 178V179H97ZM121 178V177H120ZM119 178V179H120ZM143 178V177H142ZM149 178V177H148ZM68 179V178H67ZM72 179V178H71ZM74 179H76V178H74ZM80 179H81V177H80ZM94 179V176H93V178H92V180ZM95 179V183H97V181H98V183H99V179L98 180H96ZM123 179H124V177H123ZM125 179H126V177H125ZM155 179V180H156ZM56 180V179H55ZM83 180V179H82ZM92 180H90V178H89V181H92ZM135 180V179H134ZM141 180V179H140ZM153 180V179H152ZM154 180V181H155ZM158 180H157V182H158ZM72 182H73V180H72ZM74 182H75V180H74ZM79 183H81L80 181H78ZM88 182V181H87ZM142 182V181H141ZM140 182V183H141ZM144 182V181H143ZM151 182V181H150ZM156 182V183H157ZM76 183V182H75ZM94 183V184H95ZM128 183V182H127ZM136 183H138L137 182V180H136ZM154 183V182H153ZM155 183V184H156ZM82 184V183H81ZM81 184L79 185V187L81 186ZM88 184H90V183H88ZM92 184V183H91ZM119 184V185H118ZM129 184V183H128ZM158 184V183H157ZM95 185H97V184H95ZM99 185V184H98ZM122 185V184H121ZM137 185V184H136ZM144 185H145V182H144ZM147 185V184H146ZM149 185V184H148ZM151 185V184H150ZM153 185V184H152ZM180 185V186H179ZM77 186V185H76ZM83 186H85V185H83ZM92 186H93V184H92ZM139 186V185H138ZM141 186V185H140ZM154 186V185H153ZM161 186H159V188H158V191H160V188H161ZM176 186H178L177 188H175ZM75 187V186H74ZM165 187V188H164ZM82 188V187H81ZM84 188V187H83ZM87 188V187H86ZM91 188V187H90ZM95 188H96V186H95ZM97 188H98V186H97ZM133 188H136V187H134V185H133ZM143 187H141V189H142ZM151 188V187H150ZM154 188H156V187H154ZM156 188V189H157ZM175 188V189H174ZM75 189V188H74ZM78 188L76 187V189L75 190H77ZM93 189H94V186H93ZM92 189V190H93ZM102 189V190H103ZM115 189V192L113 191ZM130 189H131V186H130ZM144 189V188H143ZM146 189V188H145ZM227 189V190H226ZM228 189H230V191L228 190ZM95 190V189H94ZM93 190V191H94ZM100 190V189H99ZM153 190H155V189H153ZM162 188H161V193H162ZM83 191V190H82ZM86 191H89V190H86ZM137 191V190H136ZM143 191V190H142ZM156 191V190H155ZM168 191V192H169ZM226 191H227V193H226ZM261 191V192H260ZM76 192V191H75ZM79 192V191H78ZM78 192H76L77 194H78ZM81 192V191H80ZM85 192V191H84ZM98 192V191H97ZM102 192V193H103ZM168 192H167V195H168ZM82 193V192H81ZM94 193V192H93ZM101 193V192H100ZM125 193H128L127 195H124ZM137 193H139V192H137ZM140 193H142V192H140ZM149 193V192H148ZM165 192H163L162 194H164ZM170 193V192H169ZM177 193V192H176ZM180 193V192H179ZM179 193H177V194H179ZM234 193V192H233ZM86 194H87V192H86ZM95 195H96V193H94ZM99 194V193H98ZM123 194V195H122ZM151 194V193H150ZM152 194H153V192H152ZM171 194V193H170ZM232 194V193H231ZM237 194V195H236ZM79 195H80V193H79ZM78 195V196H79ZM89 195V194H88ZM92 195V194H91ZM165 195H166V193H165ZM90 196V195H89ZM99 196V195H98ZM145 196V195H144ZM163 196V195H162ZM232 196H233V194H232ZM88 197V196H87ZM150 197V196H149ZM157 197V196H156ZM165 197V196H164ZM169 197H170V195H169ZM179 197V196H178ZM226 197V198H227ZM231 197V195L229 196V198ZM248 197H249V199L250 200H247L248 199ZM79 198V197H78ZM83 198V197H82ZM89 198V197H88ZM90 198H91V196H90ZM94 197H92V199H93ZM145 198V197H144ZM147 198V197H146ZM158 198V197H157ZM163 198V197H162ZM161 198V199H162ZM175 198H176V196H175ZM174 198V199H175ZM218 198V199H219ZM234 198V202H235V197H233ZM239 198V197H238ZM260 198V197H259ZM85 199V198H84ZM92 199H90L91 201H93ZM96 199V198H95ZM94 199V200H95ZM100 199V198H99ZM179 199V198H178ZM228 199V198H227ZM232 199V198H231ZM83 200V199H82ZM85 200H87V199H85ZM89 200V199H88ZM149 200H150V198H149ZM170 200H171V198H170ZM225 200V199H224ZM223 200V201H224ZM233 200V199H232ZM230 201L231 202V206H233L232 205V202L233 201ZM237 200V199H236ZM257 200V199H256ZM79 201V200H78ZM77 201V202H78ZM221 201V200H220ZM80 202H82L81 201V199H80ZM86 203H87V201H85ZM95 202V201H94ZM97 202V201H96ZM153 202V201H152ZM217 202H218V200H217ZM251 202V201H250ZM252 202H254V201H252ZM252 202H251V204H252ZM257 202V201H256ZM259 202V201H258ZM79 203V202H78ZM90 203V202H89ZM88 203V204H89ZM93 203V202H92ZM148 203V202H147ZM154 203V204H155ZM206 203V204H205ZM209 203V202H208ZM222 202H220V203H218L219 204V206H220V204H221ZM224 203V202H223ZM222 203V204H223ZM225 203H228L227 201L225 202ZM236 203V202H235ZM235 203H234V205H235ZM85 204V203H84ZM149 204V203H148ZM214 204L215 203H213V205L212 206H214ZM222 204H221V206H222ZM237 205L238 204H240L239 203V200H238V202L236 203ZM251 204H250V207H252V215L254 214V210H253V207L254 206H251ZM255 205H256V203H254ZM92 205V204H91ZM143 205V204H142ZM150 205V204H149ZM153 205V204H152ZM210 205V206H209ZM226 205V204H225ZM244 205H245V203H244ZM83 206V205H82ZM81 206V207H82ZM86 206V205H85ZM88 206V208H89V205H87ZM141 206V205H140ZM139 206V207H140ZM148 206V205H147ZM156 206V205H155ZM228 206V205H227ZM91 207V206H90ZM205 207V208H204ZM223 207V206H222ZM237 207V206H236ZM242 207V206H241ZM246 207V206H245ZM247 207H249V206H247ZM84 208V207H83ZM86 208V207H85ZM143 208V207H142ZM141 208V209H142ZM153 208V207H152ZM160 208V209H161ZM211 208V207H210ZM209 208V209H210ZM212 208H215V207H212ZM212 208H211V210H212ZM255 208H256V206H255ZM254 208V209H255ZM258 208V207H257ZM256 208V209H257ZM97 209H98V207H97ZM100 209V210H101ZM140 209V210H141ZM157 209V208H156ZM159 209V208H158ZM168 209V214H171V213H169V210ZM216 209V208H215ZM214 209V210H215ZM223 209V208H222ZM84 210V209H83ZM100 210H99V212H100ZM152 210V209H151ZM155 210V209H154ZM161 210V211H162ZM217 210V209H216ZM226 210H227V208H226ZM237 210H238V208H237ZM236 210V211H237ZM240 210V209H239ZM261 209H258V211H260ZM86 211V210H85ZM165 211V212H166ZM209 211V210H208ZM242 211H243V208H242ZM262 211V210H261ZM261 211L259 212V214L261 213ZM95 212H96V210H95ZM151 212V211H150ZM156 212V211H155ZM163 212V211H162ZM165 212H163V213H165ZM179 212H181V213H179ZM227 212V211H226ZM226 212H224V213H226ZM233 212H235V210L233 211ZM241 212V211H240ZM264 212V211H263ZM85 213H87V212H85ZM96 213H98V212H96ZM152 213V212H151ZM150 213V214H151ZM175 212H173V214H174ZM208 212H206L205 213V215L207 214ZM210 213V212H209ZM237 213H239V212H237ZM242 213V212H241ZM240 213V216L242 215V217H243V214H241ZM246 213H247V211H246ZM256 214L258 213L257 211L255 212ZM94 214V213H93ZM99 214V213H98ZM143 214V213H142ZM156 214H158V212L156 213ZM161 214V213H160ZM165 214H167V213H165ZM164 214V215H165ZM172 214V215H173ZM212 214V213H211ZM216 214H218V212L216 213ZM248 214V213H247ZM251 214V213H250ZM99 215H101V213L99 214ZM98 215V216H99ZM133 215V214H132ZM139 215V214H138ZM145 215V214H144ZM148 215V214H147ZM171 215V216H172ZM175 215H176V213H175ZM180 216V217H182V219H184V218H187V217H183V216ZM185 215V216H186ZM209 215V214H208ZM215 215V214H214ZM230 215V214H229ZM91 216V215H90ZM89 216V217H90ZM95 216V215H94ZM143 216V215H142ZM154 216V215H153ZM156 216V215H155ZM176 216H178V215H176ZM176 216H172L173 218H175ZM178 216V218H180ZM191 216V217H190ZM211 216V215H210ZM250 216V215H249ZM255 217H256V215H254ZM97 216H95L94 218H96ZM100 217V216H99ZM98 217V218H99ZM132 217H134V216H132ZM132 217H129V218H132ZM163 217V216H162ZM161 217V218H162ZM203 217V218H202ZM230 217V216H229ZM232 217V216H231ZM236 217V216H235ZM241 217V218H242ZM93 218V217H92ZM97 218V219H98ZM127 218V217H126ZM136 218V217H135ZM141 218H143V217H141ZM145 218H147V217H145ZM155 218V217H154ZM160 218V219H161ZM169 218V217H168ZM201 218V219H200ZM205 218H207V215H206V217ZM211 218V217H210ZM238 218H240V217H238ZM241 218H240V220H241ZM246 218V217H245ZM253 218V217H252ZM251 218V219H252ZM258 218V219H257ZM256 219L257 220H259V218H260V221H261V219H262V221L261 222H264V216H258ZM124 219V218H123ZM134 219V218H133ZM181 219V218H180ZM213 219H214V217H213ZM219 219H220V217H219ZM231 219H233V217L231 218ZM237 219V218H236ZM98 220H100V218L98 219ZM102 220V219H101ZM139 220V219H138ZM146 220V219H145ZM144 220V221H145ZM175 220H176V218H175ZM179 220V219H178ZM178 220H176V221H178ZM190 220V219H189ZM194 220V219H193ZM192 220V221H193ZM204 220V219H203ZM207 220V219H206ZM212 220V219H211ZM246 219H244V221H245ZM91 221H93V220H91ZM90 221V222H91ZM107 221V222H106ZM132 221V220H131ZM134 221V220H133ZM155 221V220H154ZM174 222V223H178V222ZM182 221V220H181ZM180 221V222H181ZM184 221H185V219L183 220V225L181 224V226H184L185 225V227H187V224L185 223L184 224ZM187 222H188V220H186ZM185 221V222H186ZM191 221V222H192ZM195 221V220H194ZM198 221V220H197ZM231 221V220H230ZM64 222V221H63ZM89 222V223H90ZM97 222V221H96ZM95 222V223H96ZM109 222V223H110ZM120 222V221H119ZM118 222V223H119ZM137 222V221H136ZM146 222V221H145ZM164 222V221H163ZM180 222H179V224H180ZM203 222V221H202ZM261 222H259L260 224H258V225H261ZM150 224H151V222H149ZM159 223V222H158ZM172 223V222H171ZM182 223V222H181ZM194 223V222H193ZM199 223L200 222H197L196 223V221H195V223L194 224H191V226L189 227V224H188V227H189V229H185V227H183L185 230H188V231H186V233L187 232H189V234H190V236L189 237H191L192 238V236L194 237H197L196 239L198 240V238L200 237V238H202V236H203V234H206V233H204V231H203V226H201L202 224H200L199 225ZM205 223V222H204ZM211 223L212 222H210L209 224L211 225ZM215 223V222H214ZM218 223V222H217ZM246 223H247V220H246ZM249 223V222H248ZM251 223H252V221H251ZM91 224V223H90ZM100 224V223H99ZM104 224V223H103ZM110 224H113V223H110ZM116 225H117V223H115ZM114 224V225H115ZM142 224V223H141ZM140 224V225H141ZM156 224V223H155ZM167 224V223H166ZM234 224V223H233ZM253 224V223H252ZM252 224H250V226L252 225ZM263 224V223H262ZM105 225V224H104ZM114 225H113V227H114ZM148 225V224H147ZM167 225H169V224H167ZM209 225V226H210ZM264 225V224H263ZM98 226V225H97ZM107 226H109V225H107ZM118 226V225H117ZM120 226V225H119ZM119 226L117 227V229H118V231H119V229L121 230V233H120V231L118 232V231H116V232H118V233H120L121 235H124L126 238H125V241L127 240L128 242L127 243H125V241H124V243H125V246H120V247H118V248H120V250L119 249H117V248H115V249H117V250H119L118 252H123V253H125L126 254V259L123 261V259L125 258H123L122 259V261L120 260L119 261V255H118V258H116L117 260H112L111 262H108V258H105V257H103V259H104V261H103V263L105 262L106 264L107 263H114V264H166L167 262H168V264H170V263H172V261L173 262H175V263H177L176 261H178V263H179V261H181V262H183V264H189V261H191V263H193V264H240L239 263V258H240V256L239 257H237L238 256V250L236 249V250H233L232 251V249H229V252L227 251V250H225V249H223V248H218L219 247V245L218 244H220L221 245V242L223 243V241H221V242H219L218 241V243H217V239L219 238H217L216 237V241H213L214 242V244H215V242H216V244H217V248H214L213 249V247L214 246H212V245H214L213 243H209V245H210V247L212 248V249H210V251L209 250H207V251H205V252H203L202 254H201V256L198 258V260H196V261H193L190 257H188V258H186V256H187V254L189 253V251H190V248L189 249H186L185 247V249H181V248H177V249H175L174 251H172V250H170V249H172V248H166L165 247V245L163 244V246L164 247H161V245H159L160 246V248H158V249H151L152 247H150V246H153L152 245V242L154 243V242H156V241H153V236L152 237H150L149 238V236H148V234L147 233H152V232H146L145 230H143L144 232H142V230H141V228H140V226L138 225V224H134V223H132V224H123L122 225V229L121 228H119ZM143 226V225H142ZM162 226V225H161ZM160 226V227H161ZM172 226V225H171ZM174 227L176 226L177 227V224L175 225H173ZM205 226V225H204ZM234 226V225H233ZM236 226V225H235ZM111 227V226H110ZM113 227H111V228H113ZM121 227V226H120ZM147 227V226H146ZM152 227V226H151ZM166 227V226H165ZM164 227V228H165ZM175 227V228H176ZM187 227V228H188ZM232 227V226H231ZM253 227V226H252ZM90 228V227H89ZM89 228H84L83 229V232L81 233V237H84L83 238V240L85 239V238H87V239H92V240H94V245H91L90 243V247L88 248H86V249H83V248H80L79 246L80 245H77V243L75 244V240L73 241L74 243H72L71 242V240L69 241V240H67V238H63L62 236L64 235L63 233V235L61 234L60 236H61V238L59 237V239H62L61 241H65V242H70V243H72V245H73V248H74V250L77 252V251H79L82 255H84V257H86L85 259H87V260H83V259H81V261H79V263L80 264H87V262L89 261V262H91V260H92V262L93 263H100V262H102L101 260H100V257L99 256H101V254H103V256H104V250H105V245L103 246V244L104 243H101V242H99L98 240V238L96 237V234H92V232L91 231H93L92 229H91V231H89L90 229ZM95 228V227H94ZM102 228V227H101ZM104 228V227H103ZM173 228V230H177L178 228H179V231H181L182 229L180 228V227H178V228ZM203 228V229H202ZM247 228V227H246ZM116 229V230H117ZM149 229H151L150 227H149ZM159 229V228H158ZM158 229H153L154 231L153 232H159V231H161V230H158ZM208 229V228H207ZM105 230V229H104ZM113 230V229H112ZM111 230V231H112ZM205 230V229H204ZM95 231V230H94ZM99 231V230H98ZM114 231V230H113ZM112 231V232H113ZM171 231H172V229H171ZM178 231V230H177ZM176 231V232H177ZM206 231V230H205ZM247 231V230H246ZM97 232V231H96ZM100 232V231H99ZM115 232V233H116ZM123 232V233H122ZM146 232V233H145ZM224 232V231H223ZM260 232V231H259ZM56 232H54V234H52V233H50L48 236H49V238H51L52 240H55L56 238L58 239V235H56L55 234ZM106 233V232H105ZM117 233V234H118ZM178 233V232H177ZM179 233H183L182 231L181 232H179ZM185 233V234H186ZM203 233V234H202ZM58 234V233H57ZM60 234V233H59ZM78 234V233H77ZM98 234H100V233H98ZM114 234V233H113ZM112 234V235H113ZM175 234V233H174ZM188 234V233H187ZM187 234L185 235L186 237H187ZM102 235V234H101ZM114 235H116V234H114ZM155 235V234H154ZM168 235V234H167ZM171 235V234H170ZM178 235V234H177ZM184 235V234H183ZM201 235V236H200ZM230 235V234H229ZM260 235V234H259ZM259 235H258V237H259ZM263 236H264V234H262ZM66 236V235H65ZM107 236H108V234H107ZM124 236L122 237V239L124 238ZM181 236V235H180ZM184 236V237H185ZM205 236V235H204ZM204 236H203V238H202V240L203 239H205L206 238V236H205V238H204ZM226 236V235H225ZM238 236V235H237ZM246 236V235H245ZM248 236H249V234H248ZM252 236V235H251ZM263 236L261 237L262 239H263ZM54 237V238H53ZM67 237V236H66ZM78 237H80V235L78 236ZM100 237V236H99ZM117 237H119V235L117 236ZM155 237V236H154ZM168 237V236H167ZM171 237V236H170ZM178 237V236H177ZM194 237V238H195ZM208 237V236H207ZM240 237H242V236H240ZM102 238V237H101ZM109 239H110V235H109V237H108ZM116 238V237H115ZM156 238H159V237H156ZM155 238V239H156ZM161 238V237H160ZM176 238V237H175ZM224 238V237H223ZM247 239H249L248 237H246ZM254 238V237H253ZM257 238V237H256ZM260 238V237H259ZM258 238V239H259ZM50 239V240H51ZM56 239V240H57ZM79 239V238H78ZM89 239V240H90ZM193 239V238H192ZM191 239V240H192ZM196 239H194L195 241H197ZM210 239V238H209ZM208 239V240H209ZM229 239H230V237H229ZM231 239H233V238H231ZM237 239H240L239 237L237 238ZM51 240V241H52ZM73 240V239H72ZM81 240H82V238H81ZM121 240V239H120ZM120 240H119V242H120ZM124 240V239H123ZM122 240V241H123ZM159 240V239H158ZM165 240V239H164ZM163 240V241H164ZM167 240V239H166ZM173 240V239H172ZM180 240H181V238H180ZM182 240H183V238H182ZM185 240H186V238H185ZM185 240H183V241H185ZM187 240H189V239H187ZM191 240L189 241V243H191ZM194 240H192V243L194 242ZM201 240V239H200ZM200 240H198V241H200ZM227 240V239H226ZM240 240H243V239H240ZM111 241H112V239H111ZM162 241V242H163ZM171 241V240H170ZM175 241H176V239H175ZM205 241L206 240H203V241H201V242H203V243H205ZM231 241V240H230ZM234 241H235V239H234ZM249 241V240H248ZM56 242H58V241H56ZM64 242V243H65ZM76 242H77V240H76ZM79 242V241H78ZM91 242V241H90ZM105 242V241H104ZM233 242V241H232ZM235 242H238V241H235ZM256 242V241H255ZM262 242V241H261ZM260 242V243H261ZM52 243H54V241L52 242ZM52 243L50 242L49 244H51V246H53L52 245ZM80 243V242H79ZM115 243V242H114ZM121 243V242H120ZM157 243V242H156ZM161 243V242H160ZM179 242H177L176 244H178ZM188 243V241H187V244H189ZM191 243V244H192ZM195 244L197 243V242H194ZM200 243V242H199ZM207 243V242H206ZM207 243V244H208ZM229 243H231V242H229ZM248 243V242H247ZM55 244V243H54ZM83 244V243H82ZM110 244H112V243H110ZM109 244V245H110ZM126 244H130V245H132L131 246V248H135V250L137 251V250H139V252H140V256L138 255H135V253H133L130 249L131 248H129L130 247V245H129V247H128V245H127V247H126ZM155 244V243H154ZM168 244H169V242H168ZM175 244V245H176ZM186 244V245H187ZM201 244V243H200ZM212 244V245H211ZM215 244V245H216ZM249 244H251V242L249 243ZM255 245H256V243H254ZM253 244V245H254ZM57 245V244H56ZM56 245H54L55 246V248H56ZM61 245H62V243H61ZM66 245V244H65ZM68 245V244H67ZM107 245V244H106ZM113 245V244H112ZM123 245V244H122ZM167 245V244H166ZM181 245V244H180ZM206 245V244H205ZM245 245V244H244ZM259 245V244H258ZM58 246H60V244L58 245ZM70 246V248H71V245H69ZM89 246V245H88ZM197 246V245H196ZM231 246L233 247V243L231 244ZM247 246V245H246ZM65 247V246H64ZM82 247H83V245H82ZM111 247V246H110ZM113 247V246H112ZM187 247V246H186ZM194 247V246H193ZM202 247V246H201ZM204 248L206 247L207 249H209L210 247L207 245V246H203ZM235 247V246H234ZM233 247V248H234ZM245 247V246H244ZM249 247H250V245H249ZM259 247V246H258ZM109 248V247H108ZM183 248V247H182ZM188 248V247H187ZM226 248H228V247H226ZM240 248V247H239ZM259 248H262V247H259ZM59 249H61V248H59ZM193 249V248H192ZM203 249V248H202ZM264 249V248H263ZM65 250V249H64ZM67 250V249H66ZM71 250V249H70ZM69 250V251H70ZM73 250V249H72ZM134 250V249H133ZM205 250V249H204ZM232 252H231V251ZM246 250V249H245ZM249 249H248V247H247V251H248ZM106 251V250H105ZM109 250L107 249V253H109L108 252ZM241 251V250H240ZM262 251V250H261ZM65 252V251H64ZM74 252V251H73ZM73 252H71L72 254H73ZM117 252V251H116ZM242 252H243V250H242ZM112 253V252H111ZM137 253H138V251H137ZM244 253V252H243ZM66 254V253H65ZM64 254V255H65ZM67 254H68V252H67ZM242 254V253H241ZM250 254V253H249ZM249 254H248V256H249ZM259 254V253H258ZM74 256H76L75 254H73ZM79 255V254H78ZM112 255H113V253H112ZM115 255V254H114ZM261 255V254H260ZM247 256V257H248ZM252 256V255H251ZM251 256H250V258H251ZM254 256V255H253ZM255 256H258V255H255ZM254 256V257H255ZM264 255H261V257L262 258H264L263 257ZM57 257L61 260V262H62V264L63 263H66V264H73V263H71L70 261H71V258H70V256H69V259H70V261L68 260V258L66 259L65 258V256H63V255H61V253H57ZM73 257V256H72ZM82 257V256H81ZM113 257V256H112ZM117 257V256H116ZM254 257L252 258L253 259V261H254ZM260 257V256H259ZM73 258H75V257H73ZM72 258V259H73ZM115 258V257H114ZM261 258V259H262ZM110 259V258H109ZM111 259H113V258H111ZM242 259V258H241ZM251 259V260H252ZM260 259V260H261ZM76 260H78V259H75V262H77ZM257 260H259V259H257ZM59 261V260H58ZM169 261H171V262H169ZM184 261H185V263H184ZM253 261H252V263H253ZM180 262V263H181ZM243 262H244V260H243ZM246 262H248V261H246ZM257 262V261H256ZM260 262V261H259ZM263 263H264V259H263V261H262ZM79 263H77V264H79ZM174 263V264H175ZM179 263V264H180ZM262 263V264H263ZM101 264V263H100ZM182 264V263H181ZM247 264V263H246ZM249 264H251V261H250V263ZM257 264V263H256ZM261 264V263H260Z\"/></svg>", "mask_w": 264, "mask_h": 264}, {"label": "clouds", "instance_id": "clouds-1", "mask_svg": "<svg viewBox=\"0 0 264 264\" xmlns=\"http://www.w3.org/2000/svg\"><path fill=\"white\" fill-rule=\"evenodd\" d=\"M239 202L241 203V206H243L245 203V201L242 198L239 199ZM238 228H239V225L233 226V229H232L233 234L236 233ZM202 251H203L202 248L199 247V241H197V247L191 249L189 253L187 254L186 258L190 257L193 261H196L201 256Z\"/></svg>", "mask_w": 264, "mask_h": 264}]
</instances>
